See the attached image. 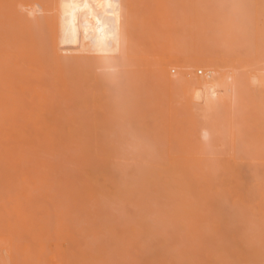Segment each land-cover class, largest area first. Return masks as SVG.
<instances>
[{
	"label": "bare ground",
	"instance_id": "bare-ground-1",
	"mask_svg": "<svg viewBox=\"0 0 264 264\" xmlns=\"http://www.w3.org/2000/svg\"><path fill=\"white\" fill-rule=\"evenodd\" d=\"M0 1L2 2L3 0H0ZM186 1H187V3H186L187 5L184 4L187 6V7L185 6L186 7L185 11H186V9L188 10V8H189V10L186 12L184 11V16H182V14H180L178 12H176L174 14V12L172 11L174 9V5H172L173 6L172 8L169 7L168 4L166 5V3L168 2L170 4L171 1L169 2L166 0H7L6 2L5 1L2 2V4L3 3L5 4V5L3 4L5 7H3V8L0 7V34L2 33L0 35V41L3 40L2 41L3 43L1 42L3 44V46H0V59H1L0 61L5 59V57L3 58L2 55L6 56L7 60L5 59L6 61L4 60V61L0 62V68L2 66L4 67L5 65H3V64L8 62L9 60H10V62H8L9 64L6 63V65H10V66H5L4 70H2L3 69V67H2L0 69V75L3 74L4 71H5V73H7L6 70H8V72H9V74L7 73V77H9L8 75H10L11 73L12 74L10 75L11 77L6 78L7 80H4L5 77H4V79L1 78L2 77V75H1L0 80L3 79V81H0V84L1 85H3V84L7 85V83H9L10 81L13 80V78L15 77V76H13V74L15 75L16 72H17V74L19 73L18 74L19 77L24 72L22 74V77H21L22 85L27 82L26 79L29 77V76L26 77V74L31 75L32 73H34L33 76L39 75L38 77H41L43 75H46V76L50 75V76H47L48 78L51 77L50 82H54L56 84V87L59 88V89L53 88L55 90V92L60 91L62 88V90L60 91L61 94L58 92L59 95L61 96L62 93L64 92L63 89L64 88L66 90L68 89L67 91L65 90L67 92L66 94L63 93V95L67 97L66 101H68L69 100L68 98H70V97H71L70 99H72L74 97H78L79 102H77V100H78L77 98H76L77 100L75 98L73 99V100H75V101H73V104L75 103L74 104L75 106L72 105L71 103H69V104H71V106H74L73 107L74 109H75V107L78 108V110L82 109V112L79 111V113L80 114L83 113L82 118H79V117L76 118V116L74 117V115H73V117L70 116L71 119L76 118L77 122L75 120H74V122H72L73 121V119H72L69 126L66 127V125H65L63 127L62 126L63 124H66L67 122H69V121L65 120L68 118L63 117L65 115H61L62 116V118H61L60 114H62V112L59 114V112L57 111V113L59 114V117H57V115L54 117L55 118L57 117L58 119L59 118L64 119L67 122H65L64 120L62 122L61 119H59V121L58 120L55 121L54 117H53L54 118L53 120L56 123H57V121L58 122L61 121L63 123L61 125V129L63 130V128H65L63 131L66 133H63V131L61 133V130H59L60 125L58 123L55 124L53 121H51V119H52L51 115H50V119H49V116L46 115L48 118H45V120L46 121L50 120V124H49V122L48 123L45 122L47 125L44 123L43 125H45V127H42L43 126L42 125L41 126L42 129L40 127L36 128L37 126H35L34 129L30 128V130L24 129V131H25L24 133L27 137H25V135H24V138H23L24 141H22V139L20 141V138H16V137H18L19 134L22 137L21 133H19V130L23 129L22 128L23 125H22L21 128L19 127L20 129L15 130V131H18L17 133L13 132L16 135V136L14 135L15 136L14 138L19 139V141L17 140V144L20 142L19 144L21 145V142H22V145L25 146V143H24L25 139L28 138L29 135L31 136L30 131L32 129L33 130L32 134H35V131H36V133L38 134V135L37 134L36 135L40 138L41 142L43 144H45L46 148L45 147L44 148L49 149L48 151H50V149H51V151H52L51 155L44 154L43 152H45L44 151L45 149H43V152H42V150L40 151L42 154L45 155V156L43 155L44 157H47V158H45L47 160H44V162L47 161V163L48 162L50 163L48 157L49 156H52V157L56 156L57 159H59V161H61V158H64L65 160H67L66 162L65 161H63V162H65L66 164L68 163V165H69V163L71 162L70 156L73 155L74 157L72 156L71 159L74 158V160L72 159V162L73 163L75 162L74 166H76V158L78 159V157H79L78 161L83 160V162H84L83 166L84 167L81 166L83 170H84V168L88 169L87 168L88 164L90 166H92L94 164V166L92 167V168H94L93 169L94 170L93 173H94V172H96L95 170H97L98 168L100 169L99 166H101V167L103 166L104 170L102 168V171H104V172H102L101 170L98 169V171H101L103 173V175H102V173L100 174L102 176H100L101 178L98 181H101V183H103L104 185L100 184V182H99V185L101 186L100 187L97 185L98 182H96L95 179H94L95 181H93V179H92V184L86 185V187H85L86 189L84 190V192L83 193L79 192L77 194L78 197L76 196V198H75V200H76V199H80V197H81V200H82V196H84L85 199H83V200L85 201V204H84L85 206L78 205L77 201L73 202V203H75V206H73L72 205L73 203H71L70 202L71 200H69L70 197H69V199L65 200L66 198L64 199V197H62L64 194V191L61 190V192H60V189H58L59 186H61V185H65L63 190L65 188H67V186H68V188L65 189L66 190L65 192L67 195H69L70 194L69 191H70V189H72L71 183H70V187H69V185H66L67 183H65V182H67L68 179L67 180L65 179L66 180L65 181L64 178H61L63 180L60 179L58 181V183H56L58 185L54 184V186H56L54 189L58 190V193H57V190L55 191V193L57 195L54 193V196L56 197V198H53L54 202H53L52 198H50L48 196L50 194L52 197H54L53 194L51 192L50 193L45 192L46 189L45 190L43 189V191L47 194L48 198H50L52 200L51 202L53 204V209L51 211L53 214L50 215L51 214L50 210L48 211V214H46L47 210L49 209V208H47L48 200L46 201V204H45V201H44V203L38 202L37 203L38 207L36 204H34L36 206H34V209L32 208L33 210L29 209L31 205L28 206L26 204L29 207L28 209L33 212V213L30 212V213H32V215H35L34 210L37 211V209H39L41 207L40 206L41 204L43 207L45 205L46 208L41 207V209L39 210L40 212H41V210L45 212V213L41 212L42 214L39 213V214H41V217L40 216L34 217V218L39 217L38 218L39 223H38V220L33 222V220H36V219L31 217L30 216L31 214H29V213H28L29 215L27 214L28 217L30 216L29 219H28V217L26 218L24 216L22 218V222H23V219L25 218V220H26V222L24 220L25 225H23L24 222L20 223L19 218H21V217L16 218V216L17 217L23 216V215H26V213H27V211H26V213H23L24 208H23V210H21L22 212L20 210H18V208L22 209L21 207H19L22 204V203H20V201L22 200L21 199L22 196H20V194H18L20 196V198H19L18 195H16L18 197L15 196L14 192H13L14 195L9 193V194H7L8 196L12 195L13 197L15 196L16 198L20 199L19 200L20 204L18 203V200L16 199L14 202L15 206L11 207V209L13 211L15 210L14 211L15 215L13 214L15 217L13 216L14 218H12L13 222H14V220L16 222V220L18 219L16 222L17 226H15V227L13 226V222L9 221L11 219L10 218L8 220V222H10L12 225H10V227H9L8 224H10V223H8L5 219V221L7 223L6 222L4 223L2 221L4 224L3 223H2V225L0 224V226L2 227V228L0 227V230L3 229L5 227V225L7 224L6 228L8 231H10L13 228L15 229V231L16 230L18 231V229L20 227L23 228L24 226L28 225L29 223L30 224L27 226L28 228L31 227L30 225H34L33 227H35V224L37 223V225L38 226L41 225L42 228L44 226V229H46V228L48 229L50 227V229L53 230V228H52L53 225L48 226L47 223L50 222L48 220L49 217L51 218V216L54 215L55 218L53 217L54 219H52V218L51 219L55 222L54 225H56V223H57V227L59 224V228L57 230L58 233L56 231L55 232L53 231L54 236H52V237L50 236V237L54 238L58 234V237H55V238L59 239V237H60L59 235L63 234L61 237H64L63 238L64 241L66 240V236L71 241V237H72L71 232L73 229H75V227H73V226L75 224L78 225L77 221H79L80 217L82 216L83 217L82 219L84 221H86L87 223H88V221H90L89 222L90 225L92 224L93 226L91 225L92 226L91 227V226H85L84 225L85 226V229H84V226H82V223H81V226L79 225V227L75 225L76 228H78L79 232L77 234H75L76 231L72 232V234L74 235L73 237H75V239L72 240L73 242L77 241L78 238L83 239L84 238L83 236L88 237L92 234L91 236L93 238H95L94 237V236H96L95 234H97L98 236H100V234H102V235L105 234L103 236L104 238L100 236L102 241L99 245L103 246L104 245L103 239L108 240L109 236H111L112 233H115V235L113 234L114 236H112L111 238H113V237L117 238V236H118V238L121 240L120 242L123 243L127 238L124 235L123 236L119 235L122 232H119V233L116 232V226L113 224L114 222H112V224H113L112 226H115V229H112L109 226L110 224L108 225L109 222L107 223L108 219L106 220V223L103 221V219L104 220L106 219L105 214H106L107 209L110 207L107 206L108 207L107 208L104 205L105 208L102 209V207H101L102 201L100 200V198L101 197H107L108 201H111L113 199L112 202H114V200L116 202V200H118L119 203L116 202L117 206H118V204H119V206H121V204L124 202L125 205L123 203V208H125V209H127V205L128 206H129V204L133 205L134 202H135V206H137L136 209L139 208L138 210H140L142 208V210H140L141 214L138 215L137 220H136L137 216L136 217L133 216V217H135V220L132 219V221H134V222L136 221V222L135 223L132 222L133 224H131L132 226L130 225L131 227H128L129 224H128V226H127V223L125 224L127 226L126 230H128L127 234L129 236H131V234L134 233V234H137L136 237L139 238L138 236L142 235L141 236L142 238L141 237L139 238L140 241H138V240L136 241V239H133L132 238L134 236V234H133L131 236V239L130 238L127 239V241L129 240L128 242H132V243L127 242V244H130V247L126 244V242L123 243V244L127 245L126 246L127 250H125L126 248L124 247L123 244H122L123 245L122 247L124 249H122V247L120 249L119 245H118V247L116 246L117 249L118 248L120 249V252L121 251L124 252V254H126L127 256L130 253L131 254L133 253L134 255L136 254L138 257H141L142 260L139 258L140 260L138 259V262L143 261V258L146 256H148L147 257L148 259L145 258L147 264L153 263L151 261V259H153V261L155 260L154 263H157V264H159L160 262L163 263L165 261H168V259H169V262H172V260L175 257V259L173 260L174 264L176 262H177V264H191V263H193V262H191L193 259H200L202 256L208 255V254L200 255V253L198 255V253H196V252H200L203 248L206 247L209 255L211 254V257L215 258L214 261H216L217 264L218 263L222 264L221 261L227 259L228 257L225 258V254L219 255V254H222L223 252H225L224 250L222 251L223 247H221V243H222V246H223V244L225 245V243H226V247L228 244V247H227L228 249H229L230 244L231 245L233 244L231 249L232 250L235 249V252L237 254L236 257L238 256V258H239V261H238V259L235 257V255L232 252H231V254L229 253L230 257L232 255L233 257H235L237 259V260H235L237 262L231 261V264H264V229H263L264 227L261 226V224L264 225V183H263L264 182V169L261 171L260 170L258 171L259 165L264 167V0H190V2L192 1V5H189L190 2L188 3V0H186ZM178 2H180V0ZM185 2H183V3H185ZM2 4L0 6H2ZM144 4H146L145 8L148 9L147 14L146 13L144 14L143 12L141 14V12H140L141 8L143 11L144 8L141 5H144ZM147 4H149L148 8H147ZM152 5L153 6L155 5V8H153ZM164 5L166 8H167V6L169 8H171L170 11H171L172 15L174 14L173 17L176 18L175 20L172 17V15H169L170 13L168 14L169 16H167V17H169V18L172 17V19H170V21H169V19L166 17V15H165L166 13L164 14V12H163V11H165L164 10L165 7H163ZM4 8H6V9H4ZM161 8H164V9H161ZM169 8H167V10H166L167 13L169 12ZM178 8H179V6H178ZM181 9H182V7H181ZM3 10L5 12H3ZM183 10H184V8H183ZM174 11H178V10H174ZM144 12H146V10H144ZM160 12H162V13H160ZM162 14H164L165 16ZM176 14L177 15L180 14L179 15L180 17L177 18ZM148 15H149V17H147ZM140 17H142V18H140ZM6 18H7V20H6ZM179 18H180V21H178ZM140 19L144 20V21L141 22ZM147 19L149 22H148V27L146 28L147 25H144V24H147V21H146ZM164 19H168V20H166V22H165ZM176 20L178 22L176 24H174ZM7 21H8V23H7L8 27L6 26V23H5ZM158 21H161V23L164 25V28H163L164 30H165V28L168 29V27H166L165 25L168 26L169 25L168 23H171V24L173 23L174 27H173V25H171L172 28L170 31V33L172 35L181 34L179 36L184 37V38H187L186 36H190L194 39L197 38L200 45L201 44L203 45L206 42V44H208L211 49L213 48V46L218 48V49L215 48L216 49L215 53H217V56H215L214 58L211 57L212 55L210 56L209 50L207 51L205 49L207 46L204 45V47H205L204 49L201 48V49L193 50V52H191V54H193V55L188 54L189 55L188 56L186 54L187 55L186 58H182V56H184V55L182 54V56H180L179 53H177V51L179 52V50L177 48L175 49L177 51H175L173 49L174 46L176 45L175 44L176 41L171 42V40L173 41V39L176 37L172 36L173 38H170V42H171L170 45H172L174 43V46H169L170 48L168 47V48H164L162 50L160 49L161 51L159 50V47H158V50L160 52L157 51L158 53H156V57L153 58L154 60L149 61L150 63L146 62L148 64L144 63L145 62V56H143L142 51L139 50V47L141 46L142 43L140 42L139 37L137 36L138 31L143 32L142 30L145 28H146V30L150 29L149 32H147L148 30L147 31L144 30V32H146V34L150 35V42H149V43H151L150 47L155 46L154 43L160 44L159 42H161L162 40L159 42L156 40V42H155V39H157L156 36H159V37H160V35L164 36L162 34L164 32L161 33L160 27L162 29L163 25ZM172 21H174V22H172ZM139 22H140V25L143 23V25H142V26H144L143 29H142V27L138 28L137 25H139L138 24ZM144 22H146V23H144ZM156 23H158V24H156ZM159 24H161L162 26ZM9 26H11V27L9 28ZM158 26H160V27H158ZM1 29H3V31H1ZM9 29H11L10 32H9ZM42 31H44V33ZM8 32L10 34L6 35L5 33L8 34ZM36 33H42V34H38V35L40 36V40H42V38H44V39L42 41L38 40L39 36L36 35ZM4 35H6V36H4ZM43 35H45V36H43ZM5 37L9 38L6 40V42H4L6 39ZM147 37H149V36H147ZM164 37H167V36H164ZM179 38H178V40H179ZM36 40H38V41H36ZM187 41L185 42L186 45H187V43H189V40H187ZM45 42H46V44H45ZM138 42H140L139 43L140 45H138ZM179 43L180 42L178 41L177 44H179ZM190 43H192V42H190ZM43 45H44V47H43ZM137 45L139 46L138 48H137ZM40 46H42V48ZM165 46H168V44H166ZM192 46H193V44H192ZM3 47H4V49H3ZM11 47L12 48L14 47L15 49H12ZM144 48L147 49V47H144ZM7 49H8V51H7ZM145 49H142V50L144 51ZM207 49H208V47H207ZM148 50H150V49H148ZM203 50H205V51H203ZM182 51H183V49H182ZM213 51H212V53H213ZM13 52H15V53H13ZM147 52H149V54H150V51H144V53H146V54H147ZM207 52H208V54H207ZM215 53H214V55H215ZM29 54H32V55H29ZM148 55H146L148 57V58H146L147 61L149 60ZM15 58L16 59L21 58V61H18L17 63L20 62L21 65L23 64L24 67L26 66L28 69L26 70V69L22 68L23 69V71H22L21 68H20L21 69L20 70L16 66L12 65V67H11V63H12L11 60H14ZM30 58H32V59H30ZM24 59H26L27 62L29 60L30 61V62H28L29 64L28 63H26V64L22 63V61ZM143 60H144V62H142L143 63L142 64L141 61H143ZM14 61H16V60H14ZM26 61L24 60V62H26ZM30 64L32 66H36V65L37 66L33 67L31 69ZM43 64H46V66H43ZM141 64H142V66L145 64L146 67H148V66L150 67L151 75L154 76V80H156L158 82V84L161 86L163 91H167L168 93L170 92L172 94H176V96L179 97L180 100H182V102H184V109H185L184 111L189 116L186 118V120H187L186 123H188V127L186 130V133H184V134H186L185 142L187 145L191 144L193 141L195 143V141L197 140L196 139L197 137H195V131H196V129H199L200 136L204 140V142H203L204 146H202V144H200V143L199 144L197 143L199 146H196V144H195V146L199 147L198 149L196 148L200 152V153L197 152V155L201 154V156H197L196 154H192L190 156V154L187 152V151H191V149L189 150V146L187 147V151H185V153L187 152V154H188L187 156L186 155H181V156L172 155L174 153V151L172 154H170L169 151H165L166 153H158V151H160V149L158 151H154V155L152 154L153 152L152 153L149 152V153L145 154L146 148L144 147V145L148 146V147H149V145L146 143L145 144L143 143V142H145V140L142 139L143 137H141V140L139 141L138 140L139 136L138 137L133 136L131 134L132 132L130 131L131 128H129V127H126V128H127V130L129 129V132H131V133L128 132L129 135H127L128 133L126 135H127V138L130 135H132V137H130L131 139L129 142L130 143L129 146H131L132 148L127 147L128 144L127 145L125 144V143H127L126 139L122 140V141H125L123 143L125 145V146L123 145L124 147L123 146L121 147L120 144L117 145L116 140H113V143L111 142L112 145L109 144L110 139H111V137H110L111 135L114 136V138H115V136L117 134L118 135L116 137H118L121 133H125V131H127V130H125V128H123L121 126L123 128L122 130L124 132L121 131V133L116 134L114 129H116L115 127H117V126H119L118 128L120 129L119 123H122V120L125 119L123 113L125 111H126V113H128V109H130V108H126V110H123V109H125L124 104L126 103V101H128L125 96H127L128 98H130L131 96H135V94L137 93V87L139 85L143 88V85H142L143 83H141V81H143L144 79L142 77L143 74H141L142 69L139 68V67H142ZM150 64H152V65H150ZM21 65L19 67H21ZM196 65L207 69L206 71L204 70V72H206V73L203 72L204 77L201 76V77L197 78V77H194L191 75L190 69H192ZM168 66H177V67L182 68V69L180 70L179 74L176 75L175 78H170L165 73V71H166L165 69ZM6 67H9L10 69L9 68L7 69ZM44 67H46V70H43ZM146 67H144V68L146 69ZM12 68H14V69H12ZM37 68H38V70H37ZM15 70H16V72H15ZM29 70H31V71L33 70V72H31V74H30ZM41 70H42V73H41ZM34 71H37L36 72L37 75H35ZM47 71H50V72H48V74H47L46 73ZM149 71H148V74L150 76ZM5 73H4V75H5ZM144 75H145V78H146V76H148L146 74H144ZM151 77L152 76H150V78ZM32 78L33 77H31V79ZM8 79H10V80H8ZM34 80H35V82L38 81L36 78L33 79V81ZM44 80H42L43 82L41 80H39L41 82L39 83V81H38L36 83L41 86V84H45L44 82L46 80L45 81ZM7 81H9V82H7ZM12 82H14V81H12ZM12 82H10V83H12ZM32 83H34V82H32ZM46 84H45V86H48V82ZM17 85L19 86V82L17 83ZM10 87H11V89H13V91H15L14 86L12 87L10 85ZM25 87H26V85H25ZM41 87H39L40 90L43 88V87L42 88ZM48 87H45V88H48ZM50 87L52 88V86H50ZM141 87H139V88H141ZM7 88L8 87H6V89ZM144 88H146V87H144ZM8 89H10V88H8ZM78 89L80 90V92H78ZM3 90H5V88H3ZM19 90H16V91L20 94L21 92H19ZM22 90L24 91V89H22ZM35 90H36V88H35ZM40 90H39V93H41ZM0 91H1V93L3 92L2 89ZM6 91H8V90H6ZM11 91H9V92H11ZM28 91H31V90H28ZM36 92H38V88H37ZM46 92L45 93L43 92L45 94V97L48 96V95H46ZM53 92L51 94H53ZM55 92H54V94H55ZM72 92L74 95L72 94ZM1 93H0V110H1L0 113L2 114L4 112V115L7 114L5 117H9V114H8L9 112H7V111H11L10 115H12V117H13V115H15V113L17 115L22 110V109L21 110L18 109V111H19L18 113H17V110L15 111V108L17 109V108L21 107V105L18 107L16 106L18 104V103H16V102H18V100L12 99V100L7 101L6 99L9 97H5L6 93H4L5 94L4 97L6 98V99H4V97L2 96L3 93H2V95H1ZM43 93L41 94L42 95L41 98L43 97V99H44L45 97L43 96L44 95ZM58 93H56V95H58ZM10 94H8V95H10ZM13 94H11V95H13ZM24 94H25V92H24ZM54 94L52 97H54ZM69 94H71V96H69ZM35 95H37V96H33V97H37V99L40 96V94H38V93ZM77 95H79V96H77ZM15 97H19V95L15 96ZM15 97H12V98H15ZM52 97H51V99H52ZM89 97L90 98L92 97V102H93V100H94V102L96 101L95 104H93V107H92V104H89L90 105L89 107L90 108L92 107V109L90 111L91 114L89 113V110H88L89 107L87 106V99ZM27 98H29V97L27 96ZM30 98H32V97H30ZM62 98L65 99V97H62ZM93 98H95L96 100ZM156 98H157V96H156ZM15 100H16V102H15ZM47 100L49 101L50 99L46 98V100H43V101L47 102ZM20 101H21V98H20ZM27 101H29V99ZM175 101H176V99H175ZM56 102L57 101H55L54 104ZM61 102H59V103L62 105ZM65 102H64V105H65ZM101 102L102 103L104 102L102 106H101ZM59 103L57 104V106L55 104L56 107H54L52 104H50L52 106V109H51V107L50 108L47 107V108L51 109L52 113H55L54 112L55 110H53V108H55L57 110L59 108V106H58ZM79 103L81 105L80 107L77 106ZM129 103H131V102H129ZM41 104L43 105L44 103H41ZM45 105L48 106L49 103L44 104L43 107H46ZM31 106H34V105H31ZM103 106L106 109L107 113H104L103 111H99V109ZM68 107H66V108H68ZM41 109H42V107H41ZM49 109L45 110L46 111L45 113H47V111H50ZM64 110H66V109H64ZM78 110H77V112H78ZM13 111H15V112H13ZM114 111L115 112L116 111H118V112L122 111L121 114H123V115H121L120 112H119V114L121 116L118 113H116V114H118L119 116L114 115V113H115ZM37 112H38V109H37ZM45 113H43L44 114L43 117L45 116ZM79 113H78V115H79ZM21 114L25 116V113H21ZM34 114H35V111H34ZM16 115L14 116L15 118H16ZM39 115H40V113H39ZM0 116H1V119H3L2 117H4V116H2V115H0ZM40 116L38 119H40ZM129 116H130V114H129ZM18 117H20V116L18 115ZM34 117H35V115H34ZM9 118H11V116ZM101 118L103 120H106V121H103V125L109 119V121L107 122L108 124L106 123L105 125L111 124L110 125L111 127L108 129H105L106 127L105 128L102 127L101 126L102 124L100 123V121H102ZM78 119H82V120H78ZM88 119L91 120V123H89ZM42 120H43V122L45 121L44 119H42ZM37 121L38 122H36V123H41L40 120H37ZM127 121L129 122V120H127ZM127 121H126V123H127ZM11 122H13V121H11ZM28 122H29L28 124H30V122L32 123V121H28ZM51 122H52V124L54 123L53 125H55V127H56V125L57 126L59 125L57 129L60 132L57 131V129H54V130L51 129V128H53L52 127L53 125L51 124ZM178 122H179V120H178ZM1 123H2V121H0V124ZM9 123H6V124H9ZM25 123H27L26 120H25ZM36 123H34V125ZM15 125H17V124H15ZM49 125H52V126L50 127ZM183 125H184V123L182 124V126ZM19 126H21V125H19ZM31 127H32V125H31ZM37 129H38V131H37ZM39 130H41V131H39ZM44 130H45V132H44ZM22 131L23 130H21L20 132H22ZM27 132H29V134ZM97 132L99 133V137H97ZM155 134H156V132H155ZM169 134L171 135L172 133L169 132ZM0 135H2V134H0ZM123 136L125 138V134ZM172 137H173V135H172ZM1 139H4V138H0V141H1ZM99 139L101 142H99ZM133 139H136L137 141H139V144L136 140H133ZM29 140H30V142L32 141L31 143H33V144L36 143L34 141V139H32L31 137H30V139L28 138L27 141H29ZM174 140L176 141V138ZM111 141H112V139H111ZM172 142H170V143L173 144ZM67 143L71 144L70 148H69V144L67 145ZM115 143H116V145H114ZM131 143H133V144L131 145ZM141 143H143L144 145L143 144H142L143 146L140 145ZM177 143H179V142L177 141ZM194 143H192V144H194ZM216 143H218V145ZM50 144L52 146L54 145L53 149L50 146ZM58 144H63V145L66 144L67 145V147L65 149L64 148L61 149V155H60V148L57 147ZM181 144H182V142H181ZM26 145L29 146L28 144H26ZM183 145L184 144L178 145V146H183ZM216 145L219 146L218 149H220L221 152L227 151V154H229V157L225 156L226 160L224 159L225 161H223V162L219 158H217L214 153H213L214 156L213 155L209 156L211 154H209V152L207 153L208 150L204 149L205 146H208L210 148L211 146H216ZM9 146H10V144H9ZM9 146H7V149ZM40 146H41V144H40ZM169 146H170V144H169ZM191 146H194V145H191ZM3 148H1V150ZM55 148H57V149L54 150ZM149 148H151V147H149ZM68 149L71 151H69ZM9 150L10 149H8V151ZM57 150H59V151H57ZM63 150L68 151V153L63 151ZM77 150H78V152H77ZM152 150H154V149H152ZM202 150H203V152H202ZM205 151H206V153H205ZM40 152L38 153L39 157L38 156L37 157L41 160L42 158H40ZM46 152H47V150H46ZM70 152H71V155H70ZM16 153H19V152H16ZM20 153H22V152H20ZM66 153H67V156H65ZM180 153L182 154V152H180ZM195 153H196V151H195ZM3 154L4 153H2V152L0 154V161L2 159L1 162H3L4 157L6 158V156H5L6 153L4 154V156H3ZM54 154H56V155H54ZM76 154L79 156H77ZM158 154H160V156ZM164 154H165V157H164ZM216 154H218V152ZM68 155H69V158H68L69 160L66 159L68 157ZM144 155L150 156V157L145 158ZM127 156H129L128 159L133 158V159H131V161L134 162V163L131 162L132 165H130L131 163L127 159ZM81 157H84V158H81ZM19 158H21V157H19ZM92 158H93V161H92V163H90L91 162L90 160H92ZM94 158L97 159L98 161L94 160ZM31 159H32V161L34 160V162L36 161L34 158H31ZM57 159L55 161L54 158H52V163L54 160V164L56 163L55 164L56 167L59 164V162H57L58 161ZM9 160H10V158H9ZM12 160H15V158L14 159L12 158ZM243 160H245V161L242 162ZM4 161H5V159H4ZM21 161L24 164L25 158ZM41 161H40V163L42 164L43 160H41ZM34 162H32V163L29 162V163H30V165L31 164L33 165V164H35ZM79 162L81 163L82 161H79ZM36 163H39V161H37ZM85 163H87V164H85ZM3 164H4V162H3ZM39 164H35L37 166H32V168L34 170L36 168L38 170L40 169L39 170L40 173L38 172L37 174H35L34 170L32 169L33 170L32 171V177L35 178L38 175L37 176L39 179L38 181L40 182V184L42 183L41 185L46 184V182H47V185H49L48 181H46V182L44 181L45 176L43 174H45V173L43 171L41 172L42 167L38 168ZM1 165H2V163H1ZM125 165H128V166L130 165L129 166L130 168L126 167V168H128V169H126ZM61 166H62L61 169L59 168L60 171L64 168L62 164H61ZM68 167H71V165H69ZM1 168L3 169L4 167L2 166ZM1 168H0V170H1ZM45 169H47V168H45ZM73 170H75L76 173L78 172L77 169H72L71 171H73ZM91 170L92 169H90L89 171H91ZM5 171L7 172V169ZM5 171H3V172L5 173ZM50 171L52 172V169H50ZM3 172H1V173H3ZM64 172H65L64 170H63V173H62V171H61V173L58 172V175L64 174L63 177H65L66 172L65 173ZM11 173H12V171H11ZM41 173H43L42 174L43 176L40 179ZM47 173H49V172H47ZM223 173L224 174L226 173V174L224 175ZM7 174H6V176L9 175V174L8 175ZM69 174L70 173H68V175ZM47 175H49V174H47ZM72 175L73 174H71V177H72ZM74 175H73V178L74 177L78 178L79 186H80V182L82 184H84L83 182H85V181H83V182L79 181L78 176H80V175H78V174H77V176H74ZM91 175H92V177H94L97 174L96 175L91 174ZM128 175H129V178H128ZM54 176H55V174L52 176V179L56 177V176L55 177ZM83 176L86 178V175H83ZM226 176L229 178H231V177L236 178L235 182L230 181L231 185L232 186L234 185L233 187L231 186L232 189H235L234 190V198H233V196H231V199L232 198L233 199L230 202V204H226V200H228L227 198H229L228 195L230 193L229 194L226 193V195H227L226 196L225 193H223L224 190L222 189L223 188L222 182L224 181L225 178L227 179ZM43 177H44V179H43ZM81 177L82 176H80V178ZM189 177H190L189 180L193 181L194 183L186 181V179ZM121 178L129 179V180H127L128 181L127 184H126V180L124 181V179H121ZM130 178L131 179L133 178V179L131 180ZM135 178H137V179H135ZM211 178H213V179H211ZM50 179H49V183H50ZM138 179L140 181H138ZM162 179H165V180L168 179L169 181L168 182L162 181ZM216 179L219 180L218 181L219 184L217 183ZM34 180H36V179H34ZM85 180L87 182V180H90V179L86 178ZM133 180H137L138 183H140V182L141 183L138 184L139 186H137L136 185L137 181H135L136 184L134 186L135 182H133ZM228 180L229 179H227V181ZM220 181H221V184H220ZM94 182L96 183V185ZM123 182H125V183H123ZM132 182H133V185H132ZM250 182H256L257 185L253 186ZM106 183H108L109 186ZM129 183L131 186H129ZM153 183L157 187L154 186L155 189L151 190L152 188H154L152 186V185H154ZM165 183H166V185L164 186ZM209 183L212 186L209 185ZM74 184H75V186L77 185L76 183H74ZM105 184H106V186H108V189H107V187L104 188ZM203 184H204V186H202ZM249 184L252 185L251 188H254V190H255L254 194L249 193V192H251L250 191L251 188L249 187L250 186ZM228 185H229L228 188H231L229 182H228ZM75 186H73V188ZM132 186L134 187V189ZM136 186H137V188H135ZM167 186L170 190L173 191V192H171V193H173L172 195H171L169 189H167V191H169V192H166V190H163V188L167 187ZM220 186H221V188H220ZM35 187H38V186H35ZM128 187H131V188H128ZM204 187L207 188L206 191H205ZM212 187H213V190L211 189ZM20 188L22 189V187H20ZM148 188H150V189H148ZM158 188H159V191L157 190ZM202 188H204V190ZM35 189H38V188H35ZM18 190H17V192H18ZM26 190L29 192V188H25V190L23 192L27 193V192H25ZM76 190L77 189L74 188L72 191L75 192ZM155 190H157V192L160 195L157 194V192ZM20 191H22V190H20ZM79 191H81V190H79ZM211 191H213V192H211ZM15 192H16V189H15ZM225 192H227V191H225ZM131 194H133V196ZM248 194H250L251 196L252 195L256 196V198L259 200V203L257 205V211H254V209H251V207L254 208V206H253V204L251 206V204L248 203V201L251 202L252 200H255V199L253 198V196L252 197L250 196L253 199L248 200V197H249ZM0 195L2 196L4 194L2 193ZM75 195H74V197H75ZM142 195H143V198L141 197ZM144 195H145V197L147 195H149L146 198V199H148V198L149 199L145 200ZM5 196L4 197L2 196V197L5 198ZM47 196H46V198H47ZM69 196H71V195H69ZM134 196H136L139 199L137 200ZM13 197L11 198L12 203H13V199H14ZM74 197H73V199H74ZM131 197H133V198H131ZM157 197H159V198L161 197V199H159V198L156 199ZM242 197H244V198H242ZM57 198L58 199L61 198V199H59V200H61L60 201L61 203H57V202H59V200H57ZM162 198H165V199H162ZM188 198H190L191 201ZM55 199L57 202H55ZM62 199H64V200H62ZM195 199H196V201H195ZM133 200H135V201H133ZM143 200L147 201V202L143 203ZM162 200H163V202H162ZM197 200H199V201L197 202ZM206 200H208V202L210 201L209 205H211V207L210 208L207 207L208 211H207L206 207L205 208L201 207V209L202 208L205 209L202 211L203 212L204 211L209 212L210 214L202 215L203 212L200 209V205H202L201 204L202 201H203V204H204V202L206 204ZM16 201H17V203H16ZM78 201H80V200H78ZM90 201H92L91 204L93 205L95 210L99 209L97 211V214L98 215L102 214L101 216L104 215V218L101 219L100 222L99 221L96 222V220H94L96 218H93V220H92L93 214H89L90 210L94 209L91 207L87 208V206H90V205H87L90 203ZM94 201H96V202H94ZM150 201H152L153 203L155 202L158 205L153 204ZM188 201H190V202H188ZM200 201H201V203H200ZM103 202H105V200ZM148 202H149V204H148ZM169 202H171V203H169ZM0 203H4V204H2L4 206L6 205L5 202H0ZM54 203H56V204L54 205ZM150 203L153 204L152 205V207H154L153 209H152ZM52 204H51V207H52ZM59 204L62 207H60ZM68 204L70 205V207L72 205V207L70 208L71 210H69ZM112 204L113 203H110V206ZM141 204H142V206H141ZM160 204H162V205H160ZM249 204H250V206H249ZM169 205H171V206H169ZM206 205H208V203ZM7 206L4 207V208H6V210L9 209V207H7ZM9 206H10V204H9ZM48 206H49V204H48ZM97 206H98V208H97ZM119 206H118V208L121 209L122 206L121 207H119ZM149 206H150V208H149ZM155 206L159 210H157V212H155L156 215H155V213L150 215V213H151L150 210L156 211ZM226 206L228 207L227 209H226ZM0 207H1V204H0ZM36 207H37V209H35ZM83 207H85L86 210ZM168 207H170V208H168ZM173 207H175V208H173ZM66 208L69 210V213H67L68 210H66ZM73 208H75V209L73 210ZM89 208H91V209H89ZM163 208H164V210H163ZM197 208L200 209L199 211L202 213H199ZM44 209L45 210L47 209V210L45 211ZM54 209L56 212L54 211ZM113 209L114 210L116 209V213H117V211H120V209L117 210V208H114V207H113ZM250 209L253 210L254 212L251 211ZM87 210H89V211H87ZM162 210H163V212H162ZM166 210H169V211H166ZM13 211H12V213H13ZM19 211L22 214L17 213ZM122 211H125V210H122ZM122 211H121V213H122ZM128 211H130V209H128ZM128 211H126V212L129 213V217H130L132 212L133 213H134V211L137 212L136 210H134V211L131 210L130 212H128ZM170 211L172 212V214ZM197 211H198V213H197ZM2 212H4V211H2ZM60 212H61V214H60ZM77 212H80V214L78 215L79 217L76 214ZM81 212L84 213L85 217L82 215ZM126 212H124V213L126 214ZM164 212H166V213H164ZM169 212H170V214H168ZM37 213H38V211H37ZM121 213H119V214L117 213V215H120ZM3 214H5V213H3ZM64 214H66V216ZM73 214L76 215V217H75L76 221H71V220H74V218L72 219L70 217V216H74ZM198 214H200V215H198ZM1 215H2V213L0 214V216ZM67 215H68V218L69 217L70 218L68 220H64V218L67 217ZM87 215H88V217H86ZM147 215H148V217H146ZM154 215L157 216V218L161 215H164V216H162V217H164V219H162V217H161V219L159 220V219L155 218ZM89 216H92V217H89ZM123 216H124V214L122 213V218H123ZM198 216H200V217H198ZM255 216H257V218H255ZM3 217H5V216H2V218ZM94 217H96V216H94ZM106 217H108V214L106 215ZM127 217L124 218L125 221H127L126 220ZM140 217H142V218L144 217V219H142ZM150 217L154 218V222H152L153 220L150 221V223L152 225L148 222L149 219H147ZM87 218L89 219L88 221L86 220ZM110 218H111V216H110ZM131 218L132 217H130L129 221H131ZM166 218L167 219L169 218V219L166 220ZM203 218L205 220H203ZM27 219L29 220L28 223H27ZM170 219H173V220H170ZM40 220L43 221V224L40 222ZM59 220H60V222H59ZM69 220L72 222V224L70 223L71 225L70 224L67 225L68 226V228H67V226L65 224H63V222L69 221ZM91 220L93 223L91 222ZM119 220L122 221L121 218ZM157 220H159V222L161 223L160 225H162V224H163L162 226L165 225L164 228H166V231L169 232V233L168 232L166 233V236H165V234H162L161 235L162 238L157 237L160 235H156V234H160L159 231H161V230H158L159 229L158 228L159 222L156 223ZM162 220H166V223H163ZM176 221H179V222H176ZM115 222H116V220H115ZM117 222H119V221H117ZM123 222H124V220H123ZM168 222L170 224H172V226H171L172 230L169 229L170 224H168ZM198 222L203 224V226L200 225V223H198ZM16 223H15V225H16ZM51 223H53V222L51 221ZM89 223H88V225H89ZM95 223H98L97 225L100 224V226L102 225L104 227V229H106V227H107L106 233H104V234L102 233V228L100 226L94 227ZM140 223H141V225H140ZM146 223H148V224H146ZM153 223H155V225ZM179 223H180V225H179ZM20 224H22L23 226L22 225L20 226ZM135 224H139V226H137ZM173 224H174V227H173ZM3 225H4V227H3ZM153 225L157 228V231H156V228L153 227V231L151 232V228H152L151 226H153ZM193 225H195V226H193ZM46 226H48V227H46ZM62 226L64 228H62ZM71 226L73 229L71 228ZM133 226L138 227V228H136L137 230H135V229L132 230ZM200 226L204 227V228L202 229ZM57 227H56V229H57ZM88 227H89V230H87ZM97 227H98V229L95 230ZM184 227H186V230H183V229H185ZM189 227H191V228H189ZM70 228H71V230H70ZM99 228L101 229V231H98ZM174 228L178 229V231L180 230V233L177 231V233H178L177 234L175 232L176 230ZM192 228H194L195 230ZM118 229L119 228H117V231H118ZM140 229H143V231ZM86 230L88 233L87 235L84 234ZM110 230H112V231H110ZM122 230H124V229H122ZM181 230L186 231V233H184V232L181 233ZM17 231L15 232V233H17L16 237L18 236V233H19ZM25 231H24V233H25ZM95 231H97L99 233H97ZM129 231H131V232H129ZM208 231L209 232L211 231L212 233L211 232L209 233ZM213 231H214V234H213ZM5 232H7V231H5ZM12 232H14V230ZM44 232L47 233V235L46 234H44V235L49 237L48 232L47 231H44ZM80 232H82V233H80ZM7 233H10V232H7ZM24 233H23V236L27 237L28 234H26V236H25ZM30 233H32V232H30ZM39 233H38V235H39ZM79 233L81 235L78 236ZM108 233H110V234H108ZM150 233L153 234V236H151ZM192 233H194L195 236L197 235V237L194 238L195 236ZM4 234H6V233H4ZM10 234H12V233H10ZM10 234H7V235H10ZM116 234H118V235H116ZM167 234H170L172 237H170ZM182 234H184V235H182ZM209 234H210V237H209ZM0 235L2 236V234H0ZM12 235L15 236V234H12ZM12 235H10L7 238L8 241H9L10 237H12ZM33 235H29L28 236L29 238L27 237L26 240L30 239V238L32 239V237L36 236V235H34V236ZM75 235H77V236H75ZM214 235H216L218 238H214ZM1 236H0V238H1ZM19 236H20V238L22 237L21 235H19ZM46 236H45V238H48ZM168 236L170 238H168ZM183 236H187L188 238L185 237V238H187V240H185V238ZM24 237H23V240H25ZM76 237H77V239H76ZM120 237H122V238H120ZM147 237H148V239H150V241H148ZM154 237H156V238H154ZM179 237H181V238L178 239ZM212 237L214 240H216V242L212 241L213 239L211 240ZM182 238H184V241L180 242L181 240H183ZM223 238H226L228 243ZM31 239H30V241H31ZM36 239L37 238H35V241L37 242L38 240H36ZM63 239L61 238L62 241H63ZM89 239H91V238H89ZM89 239H86V237H85L84 240H86L87 243L84 242L83 243V245L85 244L84 246L87 245L88 247H90V246H92L93 241L97 240V238H96L93 241H91L92 243H90V242H88ZM141 239H143V240H141ZM194 239L196 240L197 244H198V242L202 243V245L204 244L203 248L201 247L200 243L198 244L200 246L198 249L201 248L200 251H198L196 248V247H198L197 244H195L196 247L190 246V244H192V245L194 244L193 243ZM199 239L201 241H199ZM228 239H229V241L231 240L230 243H229ZM20 240H22V238ZM42 240L43 239H41V240L39 239V241H38L40 246H41L40 241H42ZM56 240H54V241H56ZM69 240H66V241L68 242ZM115 240H118V239H115ZM195 240H194V242H195ZM203 240L204 241L207 240L208 244H206V242L205 243L202 242ZM210 240H211V242H210ZM221 240H222V242H221ZM57 241H59V243L61 242L60 239ZM142 241H144L146 244V247L144 246L145 248L143 247L142 243H144V242H142ZM151 241H154V242H152V245L150 244L151 246H149V243ZM188 241H190V242H188ZM172 242L174 243L173 245H171ZM209 242L212 244L210 245ZM16 243H19V242L17 241ZM16 243L13 242L14 245ZM30 243H33V242H30ZM30 243H28V245H30ZM69 243L70 242H68L67 244H69ZM75 243L77 245L76 248L77 247L79 248L80 246H82V245H80L81 243L79 244V240ZM94 243H95V241H94ZM110 243H111V241H110ZM135 243L137 246H139V248H140L141 244H142L141 248H144L145 250L147 248H149L147 251H150V252H151V249L153 251L155 249H158L159 253L157 252V250H155L158 254L153 255L152 254L153 251L150 253V252H145L144 250L143 251L141 250L142 252L147 253V255L143 253L145 256L143 255L144 257L142 258V256L140 254H138V252H136V251L133 252V250L130 251L131 249H133L132 245H135ZM157 243H160V244L158 245ZM179 243H180V245H179ZM181 243H183V244L185 243V244L183 245ZM13 244L11 242L10 245L13 246ZM25 244H27V242ZM42 244H44V243H42ZM53 244H55V243H53ZM22 245H23V243H22ZM69 245H72V244H69ZM74 245L75 244L73 243V246ZM99 245H96V246L94 245V246H95V248L96 247L99 248ZM160 245H163L162 249H161ZM170 245H171V247H170ZM177 245H178V247H177ZM7 246H8V244H7ZM18 246H20V245H18ZM21 246L18 249L15 248L16 245H15V247L14 246L13 247H14V249H17V250H15L17 252L18 251L24 252V249H28L30 247V246H28V248H25V246L23 245V247H24V248L22 247L23 250H19V249H21ZM87 246L84 248V250H86V252L91 254L92 252H90V250H92V249L94 250V248H92V249L87 248ZM94 246H92V247H94ZM147 246H149V247H147ZM168 246L170 247V249L168 248ZM173 246L176 249V251H175V249H173ZM180 246H182V247H180ZM186 246L188 249L186 248ZM8 247L5 249L6 250L9 249ZM104 247H107L106 244L104 245ZM158 247H160V248H158ZM165 247H167V248H165ZM183 247L185 250H183ZM214 247H216V248H214ZM233 247H235V248L233 249ZM66 248L67 247L65 246L64 249H66ZM139 248H137V251ZM190 248H191V250H189ZM212 248H213V251H212ZM103 249L104 248H102V250ZM107 249H108V247H107ZM172 249H173V251H171ZM228 249H226V250H228ZM70 250L71 249L69 248V251H68V248H67L68 252H70ZM87 250H89V251H87ZM114 250H116V249H114ZM209 250H210V252H209ZM15 251H13V253ZM76 251H78V250H75L74 252H76ZM82 251H83V247H82V250L80 252H82ZM98 251H97V254H98L97 257L98 258L102 257V255H104L106 252V250H105V252L103 250L102 252H104V253L102 254V253H100L101 252L100 249H98ZM116 251H111L110 253H113ZM160 251H163L164 254L160 255V254H162V252H160ZM228 251L230 252V250H228ZM228 251L226 253H228ZM7 252H9V251H7ZM39 252H42V251H39ZM142 252H140V253H142ZM176 252H178V253H176ZM28 253H29V251H28ZM30 253L32 254V252H30ZM34 253H36V252H34ZM191 253H193L192 254L193 256L191 255ZM195 253H196V255H195ZM203 253H201V254H203ZM69 254H71V253H69ZM183 254H187V255H183ZM28 255L27 256L25 255V257H28ZM34 255L32 254V256H34ZM92 255H93V256H91L92 258H90L88 255H84V257H86V258H82V259L88 260L90 258L91 260L89 259L88 263L91 264L90 262H92V264H93V262L97 261L98 258L95 257V254H92ZM118 255H119V253H118ZM152 255L155 257L153 258ZM158 255H160V256H158ZM181 255H183V256H181ZM14 256L15 255H13V257ZM80 256H82V255H80ZM105 256H107V255H105ZM176 256H178V257H176ZM217 256H219L220 259ZM222 256L225 259L222 260V258H223ZM38 257H39V255H38ZM87 257H89V258L87 259ZM138 257H133V258L136 260ZM166 257H167V260H165ZM172 257H173V259L171 260ZM184 257H186V258H184ZM156 258H158V259H156ZM204 258H203V260H204ZM9 259L11 261V258H9ZM70 259L74 260V257L70 258ZM77 259L75 261H77V263H78V261H80L81 258L78 260ZM123 259L122 260L120 259L123 264L131 263V262H128L129 260L125 261V259H124V261H125V263H124ZM109 260H112L111 257H109ZM120 260H117L118 262H116V263H119ZM201 260L202 259H200L199 261L197 260V263L196 262H194V263L199 264L198 262H200ZM218 260H220V262H218ZM231 260H232V258H231ZM5 261H7V260H5ZM100 261L101 260H99V262L98 261L94 262V264H99ZM182 261H184L185 263ZM71 262H73V261H69L70 264H71ZM102 262H103V260H102ZM102 262H101V264L105 263V262H103V263ZM228 262L229 261H227L226 263H228ZM86 263L87 262H85V263L79 262L78 264H86ZM142 263H144V261ZM119 264H121V263H119ZM131 264H133V263H131ZM168 264H171V263H168ZM209 264H215V263L210 262ZM223 264H224V262H223Z\"/></svg>",
	"mask_w": 264,
	"mask_h": 264
},
{
	"label": "rangeland",
	"instance_id": "rangeland-1",
	"mask_svg": "<svg viewBox=\"0 0 264 264\" xmlns=\"http://www.w3.org/2000/svg\"><path fill=\"white\" fill-rule=\"evenodd\" d=\"M4 1L6 2L7 0H3L2 2H4ZM166 1H169V2L171 1L170 4H169L168 2L166 3V5L168 4L169 7L172 8V7H173L172 5H174V9L172 10V11L174 12V14H175L176 12H178V13L182 14V16H184V11H185V8L187 7V6H186V5H187V4H186V3H187L186 0H185L186 2H185L184 0H180V2H178L179 0H166ZM176 1H177L178 3H177ZM2 2L0 1V5L2 4ZM164 2H165V1H164ZM164 2H163V3H164ZM183 2H185V3H183ZM189 2H190V0H188V3H189ZM149 3H150V2H149ZM161 3H162V2H161ZM173 3H174V4H173ZM176 3H177V4H176ZM3 4H4V3H3ZM3 4H2V6H0V7H2V8L5 7V6H4L5 4H4V5H3ZM184 4H186V5H184ZM189 5H192V1L189 3ZM141 6L144 8L143 11H142V8L140 9L141 14H142V12H143L144 14H145V13L147 14L148 9L145 8V7H146V4L141 5ZM152 6H153V5H152ZM156 6H157V5H156ZM168 6H167V8H169ZM178 6H179V8H178ZM185 6H186V7H185ZM148 7H149V4H147V8H148ZM163 7H165V5H164ZM181 7H182V9H181ZM2 8H1V9H2ZM153 8H155V5L153 6ZM167 8H166V7H165V9H164V8H161V9H164V10H165V11H163V12H164V14L166 13V14H165L166 17L169 16V15H172V13H171V11H170L171 8H169V12H168V13L166 12ZM183 8H184V10H183ZM4 9H6V8H4ZM151 9H152V8H151ZM180 9H181V10H180ZM144 10H146V12H144ZM158 10H159V9H158ZM174 10H178V11H174ZM179 10H180V11H179ZM188 10H189V8H188ZM188 10L186 9V11H188ZM161 11H162V10H161ZM181 11H182V12H181ZM186 11H185V12H186ZM3 12H5V11L3 10ZM160 13H162V12H160ZM169 13H170V14H169ZM178 13H177V14H178ZM164 14H162V15H164ZM168 14H169V15H168ZM174 14L172 15V17L174 16ZM177 14H176V17H177V18L180 17V16H179L180 14H179V15H177ZM165 15H164V16H165ZM160 16H161V15H160ZM147 17H149V15H148ZM172 17H171V18L167 17V18H168L169 21H170V19H172ZM140 18H142V17H140ZM164 18H165V17H164ZM173 18H174V17H173ZM144 19H145V18H144ZM168 19H164L165 22H166V20H168ZM175 19H176V18H174V20H175ZM4 20H5V19H4ZM6 20H7V18H6ZM160 20H161V19H160ZM162 20H163V19H162ZM140 21L143 22L144 20H141V19H140ZM146 21H147V24H144V25H147V26H146V28H147V27H148V22H149V21H148V19H147ZM178 21H180V18L178 19ZM178 21L176 20L174 24H176ZM9 22H10V21H9ZM158 22L161 23V21H158ZM165 22H164V23H165ZM172 22H174V21H172ZM5 23H6V26L8 27V24H7L8 21L5 22ZM144 23H146V22H144ZM138 24L140 25V22H139ZM156 24H158V23H156ZM161 24H162V23H161ZM161 24H159V25H161ZM165 24H166V23H165ZM168 24H169L168 26H167V25H165V26L168 27V29H169V28H170V29L168 30L167 28H165V30L167 29L169 32H168L167 30L165 31V30L163 29V28H164V25H163V24H162L163 26L161 25V26H162V29H161L160 26H158V27H160L161 33L164 32V33H162V34H163L164 36H167V37H164V36L160 35V37L162 36V37L160 38L159 36H156L157 39H155V42H156V40H157L158 42L162 40L161 42L163 43V44H162L161 42H159L160 44H157V43L155 44V43H154V45H155L157 48H156L155 46L150 47V44H151V43H149V42H150V35H149V34H146V32H144V30H146V28L143 29V27H144V26H142L143 23H142L140 26L137 25L138 28H141V27H142V29H143V30H142L143 32H141V31L139 32V31L137 30V31H138V35H137V36L139 37L140 42L143 44V45L141 44V46L139 47L138 45H140V44H139L140 42H138L137 48L139 47V50H141L142 53H143V56H145V62H144V60H143V61H141V63H142V62L146 63V62H149V61H151V60H154L153 58L156 57V53L160 52V51H161L162 49H164V48H168L169 46H174V43H173L172 45H170V43H171V42H175V41H176V43H175V44H176V45H175L176 47L174 46L173 49L175 50V49L177 48V49L179 50V52H178L177 50H175V51H177V53H179L180 56H182V54H183L184 56H182V58H186V56H187L188 54H191V52H193V50H197V49H201V48L204 49V48H205L204 45L208 47V49H207V47H206L205 49H206L207 51L209 50V52H210V53H209L210 56L212 55L211 57L214 58L215 56H217V53H215V50L218 49V48H216V47L213 46V48L211 49L210 46H209L208 44H206V42H205V44H203V45L201 44V45H200V43L198 42V39H197V38L194 39V38H192V37H190V36H186V35H185L187 38H184V37H180V36H179V35H181V34H177V35L175 34V35H172V34L170 33V31H171V28H172L171 25H173V23H172V24H171V23H168ZM9 25H10V24H9ZM10 27H11V26H9V28H10ZM173 27H174V25H173ZM5 28H6V27H5ZM6 29H7V28H6ZM10 30H11V29H9V32H10ZM147 30H148V31H147ZM147 30H146V31L149 32L150 29H147ZM160 30H159V31H160ZM1 31H3V29H1ZM135 31H136V30H135ZM9 32H8V34H7V33H5V34H6V35H9V34H10ZM42 32L44 33V31H42ZM135 33H136V32H135ZM1 34H2V33H1ZM1 34H0V35H1ZM3 34H4V33H3ZM38 34H42V33H36V35H38ZM165 34H166V35H165ZM6 35H4V36H6ZM182 35H183V34H182ZM38 36H39V35H38ZM43 36H45V35H43ZM147 36H149V37H147ZM172 36H174V37H176V38H174L173 41L171 40V42H170V38H173ZM183 36H184V35H183ZM41 37H42V36H41ZM179 37H180V38H179ZM189 37H190L191 39H190ZM5 38H6V39H5L4 42H6V40L9 39L8 37H5ZM159 38H160V39H159ZM178 38H179V40H178ZM43 39H44V38H42V40H43ZM193 39H194V40H193ZM38 40H40V36L38 37ZM38 40H36V41H38ZM42 40H40V41H42ZM142 40H143V41H142ZM177 40L180 42V43H179L180 45L177 44V42H178ZM187 40H189V43H187V45H186L185 42H186ZM2 41H3V40H2ZM2 41H0V46H3V44H2L3 42H2ZM40 41H39V42H40ZM163 41H164V42H163ZM194 41H195V42H194ZM1 42H2V43H1ZM144 42H145V43H144ZM181 42H182V43H181ZM187 42H188V41H187ZM190 42H192V43H190ZM197 42H198V43H197ZM183 43H184V44H183ZM43 44H44V43H43ZM45 44H46V42H45ZM152 44H153V43H152ZM161 44H162V45H161ZM166 44H168V46H165ZM192 44H193V46H192ZM194 45H195L196 47H195ZM148 46H149V47H148ZM163 46H164V47H163ZM177 46H178V47H177ZM9 47H10V46H9ZM40 47L42 48V46H40ZM43 47H44V45H43ZM144 47H147V49H145ZM158 47H159V50L161 49L160 51L158 50ZM180 47H181V48H180ZM199 47H200V48H199ZM11 48H12V47H11ZM151 48H152V49H151ZM169 48H170V47H169ZM215 48H216V49H215ZM3 49H4V47H3ZM12 49H15V48L13 47ZM33 49H34V48H33ZM142 49H145L144 51H150V54H151V55L149 54V52H147V54L144 53V51H143ZM148 49H150V50H148ZM155 49H156V50H155ZM182 49H183V51H182ZM180 50H181V51H180ZM188 50H189V51H188ZM191 50H192V51H191ZM213 50H214V51H213ZM7 51H8V49H7ZM11 51H12V50H11ZM151 51H152V52H151ZM157 51H158V52H157ZM203 51H205V50H203ZM212 51H213V53H212ZM154 52H155V53H154ZM13 53H15V52H13ZM18 53H19V52H18ZM18 53H17V54H18ZM214 53H215V55H214ZM17 54H16V55H17ZM148 54H149V55H148ZM186 54H187V55H186ZM207 54H208V52H207ZM29 55H32V54H29ZM146 55L149 56V60H148V61L146 60V58H148ZM191 55H193V54H191ZM191 55H190V56H191ZM2 56H3V58L5 57V59L7 58V57L4 56V55H2ZM18 56H19V55H18ZM188 56H189V55H188ZM31 57H32V56H31ZM3 58H2V59H3ZM23 58H24V57H23ZM23 58H22V59H23ZM5 59H4V60H5ZM30 59H32V58H30ZM33 59H34V58H33ZM0 60H1V59H0ZM4 60H2V61H4ZM6 60H7V59H6ZM6 60H5V61H6ZM14 60H16V61H14ZM14 60H11V62H12V63H11V67H12V65H13V66L18 67V69H20V68H21V69L23 68V69H26V70L28 69L26 66L24 67L23 64L21 65L20 62L17 63L18 61H21V58H20V59H19V58H17V59L15 58ZM24 60L26 61V59H24ZM24 60L22 61V63H24V64L30 62L29 60H28V62H27V61L24 62ZM2 61H0V62H2ZM13 61H14V62H13ZM8 62H10V60H9ZM8 62H6V63L9 64ZM152 62H153V61H152ZM3 63H4V62H3ZM6 63L3 64V65H5V66H10V65H6ZM35 63H36V62H35ZM149 63H150V62H149ZM16 64H17V65H16ZM19 64L21 65V67H19V66H20ZM28 64H29V63H28ZM31 64H32V63H31ZM31 64H30V65H31ZM142 64H143V63H142ZM142 64H141V66H142ZM146 64H148V63H146ZM150 65H152V64H150ZM1 66H2V65H1ZM5 66H4V67L2 66V67H3L2 70H4ZM22 66H23V67H22ZM28 66H29V65H28ZM36 66H37V65H36ZM36 66H32V65H31L30 67H31V69H32L33 67H36ZM43 66H46V64H43ZM139 66H140V65H139ZM143 66L146 67L145 64H144ZM143 66H142V67H143ZM147 66H148V65H147ZM2 67H1V68H2ZM142 67H139V68L142 69V70H141V71H142L141 74H143L142 77H143L144 80L141 81V83H143V84H142V85H143V88L139 85V86L137 87V93L135 94V96H131L130 98H128L127 96H125V97L127 98V100H128L129 102H131V103H129L128 101H126V103L124 104V108H125V109H123V110H126V108H130V109H128V113L130 114V116H129L128 113H126V111H125V112L123 111V112H124L123 114H124L125 119L122 120V123H119V124H120V129L118 128L119 126L116 125L117 127H115V128H116L118 131H117L116 129H114V130H115V133L117 134V133H121V131L124 132V131L122 130L123 128H125V130H127L126 127H129V128H131L130 131H131L132 133L129 132V129H128L127 131H125V133H121L122 135L120 134V135H119L120 137H119V136L116 137L118 134L115 136V138H114V136L111 135L110 137H111L112 141H111V139L108 137V138L110 139V143H109V144H111V142L113 143V140H116L117 145L120 144V146L122 147V146L124 145L123 143L125 142V141H122V140H125V139H126V142H127V143H125V144H126V145L128 144L127 147H131V146H129V145H130L129 142H130V139H131L130 137H132V135H133V136H136V137L139 136V138H138L139 141L141 140V137H143L142 139L145 140V142H143V143H144V144L146 143V144L149 145V147H151V148H149L148 146H145L143 143L140 144V145L143 144L144 147L146 148V149H145V151H146L145 154H147V153H149V152H151V153L153 152L152 154L154 155V151H158V150L160 149V151H158V153H166L165 151H169V153L172 154L173 151H174V153H173L172 155H176V156H177V155H178V156H181V155H186V156H187V155H188L187 152L190 154V156H191L192 154H196V155H197V152H199L197 149H198L199 147H196V146H199V145H198L199 143L202 144V146H204V144H203L204 140H203V138H201V136H200L199 129H196V131H195V137H197V138H196L197 140L195 139V140H196L195 143H194V141L192 142V143H194V144H192V143L189 144V145L186 144V142H185V136H186V134H184V133H186V130H187V127H188V123H186V122H187L186 118L189 117V116H188V114L184 111V110H185V109H184V102H182V100H180V98L177 97L176 94H172V93H170V92L168 93L167 91H163V90H162V88H161V86L158 84V82H157L156 80H154V76L151 75V70H150V67H149V66L146 67V69H145L144 67H143V68H142ZM1 68H0V69H1ZM6 68L8 69L9 67H6ZM151 68H152V67H151ZM9 69H10V68H9ZM12 69H14V68H12ZM21 69H20V70H21ZM23 69H22V71H23ZM29 69H30V68H29ZM181 69H182V68H179V67H177V66H168V67H166V69H165V70H166L165 73H166V75H168V77H170V78H175L176 75L179 74V72H180ZM2 70H1V71H2ZM33 70H34V69H33ZM33 70H32V71L29 70V71H30L29 73L31 74V72H33ZM37 70H38V68H37ZM43 70H46V67H44ZM149 70H150V71H149ZM204 70L206 71L207 69H206V68H203V67H201V66H197V65H196V66H194L192 69H190V72H191V75H192V76L198 78V77L203 76L204 73H206V72H204ZM6 71H7V73L9 74L8 70H6ZM24 71H25V70H24ZM145 71H146V72H145ZM148 71L150 72V76H152L151 78H150V76H149V74H148ZM199 71H202V72L199 73ZM15 72H16V70H15ZM34 72H35V75H37V74H36L37 71H34ZM39 72H40V71H39ZM39 72H38V73H39ZM48 72H50V71H47L46 73L48 74ZM203 72H204V73H203ZM4 73H5V71H4ZM4 73L1 74V75H2L1 78L4 79V77H5L4 80H7L6 78L11 77L10 75H11L12 73H11L10 75H8L9 77H7V73H5V75H4ZM21 73H22V72H21ZM23 73H24V72H23ZM23 73H22V74H23ZM25 73H26V72H25ZM41 73H42V70H41ZM43 73H44V72H43ZM193 73H194V74H193ZM18 74H19V73H18ZM18 74H17V72H16L15 75L13 74V76H15V77H14L15 79L12 77V78H13L12 81H14V82L10 81V82H12V83H10L9 81H7V82H9V83L6 82L7 85H5V84L1 85V84H0V90L2 89V91H3V92H2L3 95H2V93H1V91H0L1 95L4 97V95H5L4 93H6L7 96L5 95V97H9V98H7V99L4 97V99H6L7 101H8V100H12V99H13V100H14V99H17L18 102H16V100H15V102L18 103L16 106L18 107V106L21 105V107H19V108H17V109L15 108V111L17 110V113H18V112H19L18 109H19V110L22 109L20 112H21V113H25V116H26V117H25L24 115H22V114L19 112L17 115H16V113H15L16 118L14 117L15 115H13V117H14V118H13L12 115H10L11 111H7V112H9L8 114H9V117L11 116V118H12V119H11V118H9V117H5L7 114L4 115V112H3L2 114L0 113V115L4 116V117H2L3 119H1V116H0V121H2V123L0 124V126H1V127H0V128H1V129H0V134H2V135H0V136H1L0 138H4V139H1V141H0V154H1V152L4 153V154H5V153L7 154V155L5 154L6 158L4 157L5 161H4V159H3L4 164H3V162H1L2 159H1V161H0V162L2 163V165H1V163H0V166H1V167H2V166L4 167L3 169L0 167V168H1L0 173L3 172V171H5V170L7 169V172L5 171V173L3 172V173L0 174V175H1V176H0V194L3 193V194H4V195H2L3 197L6 195L5 198H3V197L0 195V202H5V204H6V205L4 206V205H2V204H4V203H0V204H1V207H2V208L0 207V212L2 213V215L0 216V219H1V220H0V224H1V225H2L3 222H4V223H5L6 221L8 222V220H9L10 218H11V219H10L9 221H10V222H11V221L13 222L12 218L15 217V216H14V215H15V212H14L15 210L13 211V210L11 209V207H12V206H15V205H14V204H15L14 202H15L16 199L18 200V203H19V200H20V199L16 198V197L19 196L18 194H20V196H22V198H21L22 200L20 201V203L23 204V205L21 204V206H19V207H21L22 209L18 208V210L21 211V210H23V208H24V212H23V213H26V211H27V213H26V215H23V216H18V217L16 216V218L21 217V218H19V220H20V223H23L24 220H25V218L23 219V222H22V218H23L24 216L27 218V217H28V216H27L28 213L31 214L30 216L33 217V218H34V217H37V216H40V217H41V214H42L41 212L45 213V212L42 211V210H41V212L39 211V210L41 209V207H43L42 204L40 205L41 207H40L39 209H37V207H38V204H37V203H38V202H42V203H44V201H45V204H46V201L48 200L47 208H49V209H48V210L46 209V210H47V213H46V214H48V211H49V210H50V213H51L50 215L53 214L52 211H51V210L53 209V204H52L51 201L53 200V198H56V197L54 196V193H55V191L57 190V189H56V190L54 189V188L56 187V186H54V184L58 183V181H59L61 178H64V180H65V179H66V180L68 179L67 182H65L66 180H65L64 182L67 183L66 185H69V187H70V183H71V186H72V187H71L72 189H70V191L68 190L69 193H70L69 195H71V196H69V195H67L66 192H65V191H66L65 189H67L68 186H67V188H65V189L63 190V188H64L65 185H61V184H60L61 186H59L58 189H60V192H61V190L64 191V194H63L62 197H64V199L66 198L65 200L69 199V197H70L69 200H71V201H70L71 203L77 201L78 205H80V206H85V205H84V204H85V201L83 200V199H85V197L82 196V200H81V197H80V199H76V200H75V198H76V196L78 197L77 194H78L79 192H81V193L84 192V190L86 189V188H85L86 185H91V184H92V179H93V181L96 180V182H98V184H97L98 186H100V185H99V182H100V184H103V183H101V181H98V180L101 178L100 176L103 175V173H102V172H104V171H102L103 166H102V167L99 166L100 169L98 168V169L101 170L102 172H101V171H98V169H97V170H95V171H96V172L98 171V172H97V173H96V172L93 173V171H94L93 169H94V168H92V167L94 166V164H93L92 166H90V165L88 164V165H87V168H88V169H85V168H84V170H83L82 167H84V166H83V163H84V162H83V160H79V161H82V162L80 163V162L78 161L79 157H78V159L76 158V166H74V163H75V162H74V163L72 162V159L74 160V158L71 159V157H72L73 155L70 156V160H71L72 163L70 162L69 165H71V167H68V166H69L68 163H67V164L65 163L67 160H65L64 158H61V161H59V159H57L56 156H54V157L49 156V157H48V158H49V161H50V163L48 162L49 164L47 163V161L44 162V160H47V159H45V158H47V157H44V156H45L44 154H49V155H51L52 151H51V149H50V151H48L49 149H45V148H46V147H45V144H43V143L41 142L40 138L37 136L38 134H37L36 131H35L36 129L34 130V131H35V134H32L33 130L31 129V131H30L31 136L29 135V137H28L29 139H30V137H31L32 139H34V141L36 142V143L34 142L35 144L31 143L32 141L30 142V140L27 141L28 138L25 139V142H24V143H25V146L22 145V142H21V145H22L23 147L19 144L20 142L17 144V140L19 141V139H15V138H14L16 135H15L13 132L17 133L18 131H15V130L20 129V128L22 127V125H23V127H22L23 129H21V130H23V131H22L23 133L20 132L21 130H19V133H21L22 137L20 136V134L18 135V137H16V138H20V141H21V139H22V141H24V140H23L24 135H25V133H24V132H25L24 129H25V130H26V129H29V130H30V128H33V129H34L35 126H37L36 128H39V127H40V128L42 129V127H45V125H43L45 122H46V123L49 122V124H50V120H49V121H46V120H45V118H48L47 116H49V119H50V115H51V118H52L51 121H53L55 124L58 123V124L60 125L59 130H61V133H62V131H63L65 128H63V130L61 129V125L63 124L62 122H63V120H64V119H61V118H62L61 115H65V116H63V117H67V118H68V119H65V120H67V121H69V122H67V121L64 120V121L67 122V123L62 125L63 127H64L65 125H66V127H67V126L70 125L72 119H73L72 122H74V120L77 122V119H76V118H78V117H79V118H82V114H83V113H81V114L79 113V111L82 112V109H81V110H78V108L75 107V109H76V110H75V109L73 108V107L75 106V105H74L75 103L73 104V101H75V100H73V99H74V98H75V99L77 98L78 100H77V99H76V100H77V102H79V98H78V97H74V98L70 99V98H71V97H70V98H68L69 100L66 101V100H67V99H66L67 97L64 96L63 93L66 94V93H67L66 91H67L68 89L66 90V89L64 88V89H63L64 92L62 91L63 93H62V95L60 96L59 93H60V91L62 90V88H61L60 91L55 92V90H54L53 88L56 89V88H58V87H56V84H55L54 82H50L51 77H49L50 79L47 77V76H50V75H47V76H46V75H43V74H42L43 76L38 77L39 75H38V76H33L34 73H32L31 75H29V74L27 75V74H26V77L29 76L30 78L28 77V78L26 79L27 82H26L25 84L22 85V83H21V81H22V80H21L22 74L20 75V77H19ZM144 74H146V75H148V76H146V78H145V75H144ZM201 74H202V75H201ZM1 75H0V76H1ZM3 75H4V76H3ZM51 75H52V74H51ZM24 77H25V76H24ZM24 77H23V78H24ZM31 77H33V78L31 79ZM34 77H35L38 81H39V80L42 81V80H44V79H45L46 81L48 80L47 82H48V86H49V87H48V86H45V84H46L47 82L44 80V81H45V82H44L45 84H41V86L44 88V89H43L39 84L36 83V82H38V81H36V82H35V80L33 81V79H35ZM203 77H204V76H203ZM42 78H43V79H42ZM3 79H1L0 81H3ZM147 79H148V80H147ZM8 80H10V79H8ZM151 80H152V81H151ZM153 80H154V81H153ZM17 81L19 82V86L17 85V83H18ZM23 81H24V80H23ZM41 81H39V83H40ZM150 81H151V82H150ZM16 82H17V83H16ZM28 82H29V83H28ZM32 82H34V83H32ZM42 82H43V81H42ZM152 82H153V83H152ZM155 82H156V83H155ZM3 83H4V82H3ZM23 83H24V82H23ZM147 83H148V84H147ZM150 83H151V84H150ZM20 84H21V85H20ZM4 85H5V86H4ZM8 85H9V86H8ZM10 85H11L12 87L14 86L15 91L20 89L19 92H21V93L19 94L17 91H16V92L13 91V89H11ZM25 85H26V87H25ZM46 85H47V84H46ZM137 85H138V84H137ZM50 86H52V88H51ZM53 86H54V87H53ZM6 87H8V88H10V89H8V88L6 89ZM19 87H20V88H19ZM30 87H31V88H30ZM39 87H41L43 90L41 89V90H42V91H41ZM45 87H48V88H45ZM139 87H141V88H139ZM144 87H146V88H144ZM3 88H5V90H3ZM28 88H29V89H28ZM32 88H33V89H32ZM35 88H36V90H37V88H38V92H36ZM22 89H24V91H23ZM47 89H48V90H47ZM58 89H59V88H58ZM6 90H8V91H6ZM11 90H12V91H11ZM21 90H22L23 92H22ZM28 90H31V91H28ZM39 90H40L41 93H39ZM52 90L55 92V94H54V92H53ZM65 90H66V91H65ZM82 90H83V89H82ZM9 91H11L12 93L9 92ZM34 91H35L36 93H35ZM46 91H47V92H46ZM24 92H25V94H24ZM31 92H32L34 95H33ZM43 92H44V93L46 92V95H48V96L45 97V94H44ZM52 92H53V94H54V97H52V96H53V94H51ZM58 92H59V93H58ZM78 92H80L79 89H78ZM7 93H8V94H10V93L13 94V93H14V94H13V95H11V94L8 95ZM37 93L40 94V96L38 97V99H37V97H33V96H37V95H35V94H37ZM42 93L44 94V95H43V96L45 97L44 99H43V97L41 98V96H42L41 94H42ZM47 93H48V94H47ZM56 93H58L59 96L56 95ZM152 93H153V94H152ZM160 93H161V94H160ZM164 93H165V94H164ZM60 94H61V93H60ZM72 94H73V92H72ZM156 94H157V95H156ZM17 95H19V97L21 98V101H20V98H19V97H15V96H17ZM20 95H21V96H20ZM73 95H74V94H73ZM79 95H80V94H79ZM79 95H77V96H79ZM163 95H164V96H163ZM27 96H28L29 98H27ZM67 96H68V95H67ZM69 96H71V94H69ZM75 96H76V95H75ZM156 96H157V98H156ZM170 96H171V97H170ZM3 97H2V98H3ZM12 97H15V98H12ZM30 97H32V98H30ZM51 97H52V99H51ZM62 97H65V99L62 98ZM72 97H73V96H72ZM132 97H133V98H132ZM134 97H135L136 99H135ZM173 97H174V98H173ZM34 98H35V99H34ZM46 98H47V99H50V100H49V101L47 100V102H46V101H43V100H46ZM159 98H160V99H159ZM28 99H29V101H27ZM39 99H40V100H39ZM41 99H42V100H41ZM55 99H56V100H55ZM93 99H95V98H93ZM132 99H133V100H132ZM134 99H135V100H134ZM173 99H174V100H173ZM175 99H176V101H175ZM35 100H36V101H35ZM38 100H39V101H38ZM52 100H53V101H52ZM54 100L57 101V102L55 103L56 106H57V104H58L59 102H61V101H62V102H61L62 105L59 103V105H58L59 108H58V109H59L60 111H59L58 109L56 110L55 108H53V110H55V111H54L55 113H52V110H51V109H52V106H51L50 104H52L54 107H56L55 104H54V102H55ZM64 100H65L66 102H65ZM95 100H96V99H95ZM172 100H173V101H172ZM102 101H103V100H102ZM154 101H155V102H154ZM21 102H22L24 105H23ZM38 102H39V103L41 102V103H44V104H48V103H49V105H48V106L45 105L46 107H43L44 104L42 105L41 103L39 104ZM64 102H65V105H64ZM77 102H76V103H77ZM95 102H96V101H95ZM95 102H94V100H93V102H92V97H91V98L89 97V98L87 99V106L89 107V106H90L89 104H92V107H93V104H95ZM156 102H157V103H156ZM163 102H164V103H163ZM166 102H167V103H166ZM31 103H32V104H31ZM37 103H38V104H37ZM69 103H71V104L74 105V106H71V104H69ZM97 103H98V102H97ZM103 103H104V102H103ZM103 103L101 102V106L103 105ZM35 104H36V105H35ZM67 104H68V105H67ZM31 105H34V106H31ZM63 105H64V106H63ZM76 105H77V104H76ZM131 105H132V106H131ZM29 106H30L31 108H30ZM36 106H37V107H36ZM68 106H69V107H68ZM77 106L80 107V106H81L80 103H79ZM125 106H126V107H125ZM41 107H42L43 110L41 109ZM47 107H49V108L51 107V109H49V108H47ZM66 107H68L69 109L66 108ZM92 107H91V108L89 107V109H88V110H89V113H90ZM39 108H40V109H39ZM70 108H71V109H70ZM35 109H36V110H35ZM37 109H38V112H37ZM47 109H49L50 111H47V113H45V112H46L45 110H47ZM64 109H66V110H64ZM170 109H171V110H170ZM26 110H27V111H26ZM39 110H40V111H39ZM63 110H64V111H63ZM71 110H72V111L74 110L76 113H75L74 111L72 112ZM77 110H78V112H77ZM130 110H131V111H130ZM15 111H13V112H15ZM24 111H25V112H24ZM30 111H31V112H30ZM34 111H35V114H34ZM42 111H43V112H42ZM57 111L59 112V114L62 112V114H60L61 118H59V119H61L62 122H61V121L58 122L59 119H58L57 117H59V114L57 113ZM65 111H66V112H65ZM99 111H103L104 113H107V112H106V109L104 108V106L101 107V108L99 109ZM169 111H170V112H169ZM0 112H1V110H0ZM13 112H12V113H13ZM49 112H50V113H49ZM114 112H115V111H114ZM119 112H120V114L122 113V111H119ZM119 112L116 111V112L114 113V115H118ZM166 112H167V113H166ZM27 113H28V114H27ZM30 113H31V114H30ZM39 113H40L41 116L39 115ZM43 113H45V116H44V117H43V115H44ZM74 113H75V114H74ZM78 113H79V115H78ZM89 113H88V114H89ZM116 113H118V114H116ZM125 113H126V114H125ZM185 113H186V114H185ZM29 114H30V115H29ZM32 114H33V115H32ZM48 114H49V115H48ZM66 114H67L68 116H67ZM90 114H91V113H90ZM120 114H119V115H120ZM123 114H121V115H123ZM18 115H19L20 117H18ZM31 115H32V116H31ZM34 115H35V117L37 116V117H36L37 119L34 117ZM46 115H47V116H46ZM56 115H57V117L55 118L54 116H56ZM73 115H74V117L76 116V118H72V119H71L70 116L73 117ZM108 115H109V114H108ZM114 115H113V116H114ZM119 115H118V116H119ZM121 115H120V116H121ZM21 116H22V117H21ZM23 116H24V117H23ZM28 116H29V117H28ZM39 116H40V119H38ZM31 117H32L33 119H32ZM53 117H54L55 119H54ZM90 117H91V116H90ZM136 117H137V118H136ZM166 117H167V118H166ZM5 118H6V119H5ZM7 118H8V119H7ZM130 118H131L132 120H131ZM42 119H44L45 121L43 122ZM53 119H54L55 121L58 120L57 123H56ZM90 119H91V118H90ZM10 120L13 121V122H11ZM25 120H26L27 123H25ZM37 120H40L41 123H36V122H38ZM78 120H82V119H78ZM88 120H89V119H88ZM88 120H87V121H88ZM101 120H102V121H100V123L102 124V125H101L102 127H104V128L106 127L105 129H108V128L111 127V126H110L111 124H109V125H105V124L109 121V119H108V121H107L104 125H103V121H106V120H103L102 118H101ZM127 120H129V122H128ZM130 120H131V121H130ZM158 120H159V121H158ZM178 120H179V122H178ZM7 121H8V122H7ZM28 121H32V123L30 122V124H28V123H29ZM33 121H34V122H33ZM40 121H39V122H40ZM126 121H127V123H126ZM133 121H134V122H133ZM3 122H4V123H3ZM9 122H10V123H9ZM6 123H9V124H6ZM13 123H14V124H13ZM24 123H25V124H24ZM34 123H36V124L34 125ZM46 123H45V124H46ZM54 123H53V124H54ZM89 123H91V120H89ZM125 123H126L127 125H126ZM133 123H134V124H133ZM153 123H154V124H153ZM183 123H184L185 126H184V125L182 126ZM15 124H17V125H15ZM26 124H27V125H26ZM51 124H52V122H51ZM53 124H52V125H53ZM107 124H108V123H107ZM119 124H118V125H119ZM121 124H122V125H121ZM168 124H169V125H168ZM14 125H15V126H14ZM19 125H21V126H19ZM31 125H32V127H31ZM42 125H43V126H42ZM46 125H47V124H46ZM52 125H49V126L51 127ZM59 125H58V126H59ZM125 125H126V126H125ZM131 125H132V126H131ZM157 125H158V126H157ZM4 126H5V127H4ZM41 126H42V127H41ZM58 126L56 125V127H55V125H53V126H52L53 128H51V129H53V130H54V129H57ZM107 126H108V127H107ZM121 126H122L123 128H122ZM124 126H125V127H124ZM156 126H157V127H156ZM11 127H12V128H11ZM19 127H20V128H19ZM3 128H4V129H3ZM16 128H17V129H16ZM180 128H181V129H180ZM183 128H184L185 130H184ZM44 129H45V128H44ZM102 129H103V128H102ZM11 130H12V131H11ZM59 130L57 129V131H59ZM151 130H152V131H151ZM156 130H157V131H156ZM37 131H38V129H37ZM39 131H41V130H39ZM119 131H120V132H119ZM44 132H45V130H44ZM59 132H60V131H59ZM128 132L132 134V135H130V136L128 137L129 139L127 138V135H129ZM155 132H156V134H155ZM158 132H159V133H158ZM169 132H171L172 134L170 135ZM182 132H183V133H182ZM27 133L29 134V132H27ZM63 133H66V132L63 131ZM127 133H128V134H127ZM11 134H12L13 136H12ZM36 134H37V135H36ZM124 134H125V138H124V136H123ZM126 134H127V135H126ZM142 134H143V135H142ZM5 135H6V136H5ZM14 135H15V136H14ZM155 135H156V136H155ZM172 135H173V137H172ZM183 135H184V136H183ZM197 135H198V136H197ZM19 136H20V137H19ZM121 136H122V137H121ZM25 137H27V136L25 135ZM37 137H38V138H37ZM97 137H99V133H98V132H97ZM5 138H6V139H5ZM121 138H122V139H121ZM123 138H124V139H123ZM175 138H176V141L174 140ZM109 139H108V140H109ZM118 139H119V140H118ZM9 140H10V141H9ZM133 140H136V139H133ZM171 140H172V141L174 140V141L172 142ZM179 140H180V141H179ZM136 141H137V140H136ZM139 141H137L138 144H139ZM166 141H167V142H166ZM169 141L172 142L173 144H171ZM177 141H178L179 143H177ZM26 142H27V143H26ZM99 142H101L100 139H99ZM118 142H119V143H118ZM141 142H142V141H141ZM181 142H182V144H184V145H183V146H178V145H182ZM30 143H31V144H30ZM116 143H115L114 145H116ZM133 143H134V142H133ZM133 143H131V145H132ZM175 143H176V144H175ZM197 143H198V144H197ZM9 144H10V146H9ZM12 144H13L14 146H13ZM15 144H16V145H15ZM26 144H28L29 146H27ZM40 144H41V146H40ZM68 144H69V148H70L71 144H70V143H67V145H68ZM169 144H170V146H169ZM195 144H196V146H195ZM216 144L218 145V143H216ZM17 145H18V146H17ZM30 145H31V146H30ZM33 145H34V146H33ZM36 145H37V146H36ZM67 145H66V144H65V145H63V144H58L57 147L60 148V155H61V149H62V148L65 149V148L67 147ZM111 145H112V144H111ZM135 145H136V144H135ZM143 145H142V146H143ZM185 145H186V146H185ZM191 145H194V146H191ZM217 145H216V146H211L210 148H209L208 146H205L204 149H205V150H208L207 153L209 152V154H211V155L208 154L209 156H212V155L214 156V154H215V156H216L217 158H219V159L223 162V161L226 160L225 156H226V157H229V154H227V151L221 152L220 149H218L219 146H217ZM7 146H9V147H8V149H10L9 151H8V149H7ZM42 146H43V147H42ZM50 146L52 147V149L54 148V145L52 146V145L50 144ZM50 146H49V147H50ZM73 146H74V145H73ZM124 146H125V145H124ZM124 146H123V147H124ZM163 146H164V147H163ZM171 146H172V147H171ZM188 146H189V150L191 149V151H187V147H188ZM3 147H4V148H3ZM44 147H45V148H44ZM51 147H50V148H51ZM147 147H148V148H147ZM170 147H171V148H170ZM190 147H191V148H190ZM1 148H3V149L1 150ZM71 148H72V147H71ZM131 148H132V147H131ZM155 148H156V149H155ZM163 148H164V149H163ZM196 148H197V149H196ZM207 148H208V149H207ZM4 149H5V150H4ZM43 149H45V150H44L45 152H46V150H47V152H46V153L43 152ZM56 149H57V148H55L54 150H56ZM152 149H154V150H152ZM185 149H186V150H185ZM6 150H7V151H6ZM14 150H15V151H14ZM20 150H21V151H20ZM33 150H34V151H33ZM41 150H42V152H43L44 154H42V153L40 152ZM68 150H69V149H68ZM163 150H164V151H163ZM179 150H180V151H179ZM57 151H59V150H57ZM63 151H65V150H63ZM69 151H71V150H69ZM185 151H187V152L185 153ZM195 151H196V153H195ZM216 151L218 152V154H216V153H217ZM10 152H11V153H10ZM16 152H19V153H16ZM20 152H22V153H20ZM39 152H40V158H42L41 160H43V163H42V164L40 163L41 160L38 158V157H39V155H38ZM55 152H56V151H55ZM65 152L68 153V151H65ZM77 152H78V150H77ZM180 152H182V154H181ZM202 152H203V150H202ZM215 152H216V153H215ZM9 153H10V154H9ZM15 153H16V154H15ZM35 153H36V154H35ZM67 153H66L65 156H67ZM75 153H76V152H75ZM199 153H200V152H199ZM199 153H198V154H199ZM205 153H206V151H205ZM213 153H214V154H213ZM223 153H224V154H223ZM230 153H231V152H230ZM4 154H3V156H4ZM41 154H42V155H41ZM64 154H65V153H64ZM73 154H74V153H73ZM78 154H79V153H78ZM152 154H151V155H152ZM43 155H44V156H43ZM54 155H56V154H54ZM60 155H59V156H60ZM70 155H71V152H70ZM76 155H77V154H76ZM76 155H75V156H76ZM131 155H132V154H131ZM131 155H130V156H131ZM134 155H135V154H134ZM134 155H133V156H134ZM158 155L160 156V154H158ZM161 155H162V154H161ZM218 155H219V156H218ZM37 156H38V157H37ZM46 156H47V155H46ZM62 156H63V155H62ZM77 156H79V155H77ZM77 156H76V157H77ZM81 156H82V155H81ZM133 156H132V157H133ZM144 156H145V155H144ZM197 156H201V154H200V155H197ZM11 157H12L13 159L15 158V160H12ZM19 157H21V158H19ZM23 157L25 158V163H24V164H23V162L21 161V160L24 159ZM51 157L54 158L55 161H56V159L58 160L57 162H59V164H58L57 167L55 166L56 163L54 164V160H53V163H52V158H51ZM73 157H74V156H73ZM146 157H150V156H145V158H146ZM164 157H165V154H164ZM9 158H10V160H9ZM31 158H34L36 161H35V162H34V160L32 161ZM50 158H51V159H50ZM68 158H69V155H68V157H67L66 159H68ZM81 158H84V157H81ZM128 158H129V156H127V159H128ZM130 158H131V157H130ZM30 159H31V160H30ZM37 159H38V160H37ZM131 159H133V158H131ZM131 159H128L130 163L133 162V161H131ZM134 159H135V158H134ZM224 159H225V160H224ZM68 160H69V159H68ZM94 160H97V159L94 158ZM9 161H10V162H9ZM13 161H14V162H13ZM16 161H17V162H16ZM37 161H39L40 164H39V163H36ZM63 161H65V162H63ZM90 161H91L90 163H92L93 158H92V160H90ZM97 161H98V160H97ZM244 161H245V160H243L242 162H244ZM8 162H9V163H8ZM27 162H28V163H29V162H30V163L34 162L35 164H39V167H38V168H41V167H42V168H41V172L43 171L45 174L41 173V175H40V179H41V177L44 175V176H45V180H44V181H45V182L48 181V184H49V185H47V182H46V184L43 183L44 185H41L42 183L40 184V182L38 181V180H39L38 177H37L38 175H37L35 178L32 177V171L34 170V169L32 168V166H37V165H35V164H33V165L31 164V165H30V163L28 164ZM41 162H42V161H41ZM78 162H79V163H78ZM255 162H256V161H255ZM255 162H254V163H255ZM7 163H8V164H7ZM17 163H18V164H17ZM20 163H21V164H20ZM93 163H94V162H93ZM99 163H100V162H99ZM133 163H134V162H133ZM9 164H10L11 166H10ZM16 164H17V165H16ZM47 164H48V165H47ZM61 164H62L63 167L66 169V170H65V169L63 168V169L61 170L62 173H63V170L66 172V173L64 172V173L66 174L65 177H63L64 174H63V175H58V172L61 173V171L59 170V168L61 169V167H62ZM79 164H80V165H79ZM85 164H87V163H85ZM85 164H84V165H85ZM13 165H14V166H13ZM53 165H54V166H53ZM59 165H60V166H59ZM100 165H101V164H100ZM130 165H132V163H131ZM130 165H129V166H130ZM136 165H137V164H136ZM136 165H135V166H136ZM46 166H47V167H46ZM81 166H82V167H81ZM129 166H128V165H125V168H126V167L130 168ZM137 166H138V165H137ZM30 167H31V168H30ZM55 167H56V168H55ZM85 167H86V166H85ZM97 167H98V166H97ZM131 167H132V166H131ZM34 168H35V167H34ZM43 168H44V169H43ZM45 168H47V169H45ZM128 168H126V169H128ZM134 168H135V167H134ZM258 168H259L258 171H259V170L261 171V170L264 169V167H263V166H260V165L258 166ZM32 169H33V170H32ZM50 169H52V172L50 171ZM72 169H77L78 172L76 173L75 170L71 171ZM90 169H92V170L89 171ZM135 169H136V168H135ZM39 170H40V169H39ZM39 170L36 168V169L34 170V173L37 174V173L39 172ZM45 170H46V171H45ZM103 170H104V168H103ZM11 171H12L13 174L11 173ZM8 172H9V173H8ZM47 172H49V173H47ZM71 172H72V173H71ZM91 172H92V173H91ZM7 173H8L9 175H8ZM34 173H33V174H34ZM39 173H40V172H39ZM68 173H70V174L68 175ZM75 173H76V174H75ZM79 173H80V174H79ZM95 173H96L97 175H96ZM101 173H102V175H100ZM2 174H3V175H2ZM6 174H7L8 176H6ZM10 174H11V175H10ZM25 174H26V175H25ZM35 174H34V175H35ZM42 174H43V175H42ZM47 174H49V175H47ZM54 174H55L56 177L54 176L55 178L52 179V176H53ZM71 174H73V175L75 174L74 176H77V174L80 175V176H82L81 178H80V176H78V177H79V181H82V182L85 181V182H83L84 184H82V183L80 182V186H79L78 178H77V177H76V178H75V177L73 178V175H72V177H71ZM91 174H94V175H96V176L92 177ZM223 174H224V173H223ZM225 174H226V173H225ZM225 174H224V175H225ZM34 175H33V176H34ZM83 175H86V178H87V179H90V180H87V182H86V180H85L86 178H85ZM59 176H60V177H59ZM61 176H62V177H61ZM88 176H89V177H88ZM125 176H126V175H125ZM30 177H31V178H30ZM130 177H131V176H130ZM226 177H227V176H226ZM32 178H33V179H32ZM48 178H49V179L51 178V179H50V183H49V179H48ZM128 178H129V175H128ZM31 179H32L33 181H32ZM34 179H36V180H34ZM43 179H44V177H43ZM43 179H42V180H43ZM81 179H82V180H81ZM94 179H95V180H94ZM121 179H124V181L126 180V184H127V182H128L127 180H129V179H125V178H121ZM130 179H131V178H130ZM132 179H133V178H132ZM132 179H131V180H132ZM135 179H137V178H135ZM187 179H188V180H187ZM187 179H186L187 182L189 181V182L194 183L193 181L189 180L190 177L187 178ZM206 179H207V178H206ZM211 179H213V178H211ZM218 179H219V178H218ZM227 179H229V180L227 181ZM227 179L225 178L224 181L222 182V183H223V184H222V185H223V186H222V187H223L222 189L224 190L223 193H225V195H226V193H228V194L230 193V194H229L230 196L228 195L229 198H227L228 200H226V204H230V202H231L232 199L234 198V190H235V189H232V187H233L234 185L232 186V185H231V182H235V181H236V180H235L236 178H234V177H231V178L227 177ZM61 180H63V179H61ZM75 180H76V181H75ZM207 180H208V179H207ZM122 181H123V180H122ZM135 181H137V180H133V182H135ZM138 181H140V180L138 179ZM138 181H137V184H136V182L134 183V186H135V184H136L137 186H139L138 184H140L141 182L138 183ZM157 181H158V180H157ZM162 181H166V182H168L169 180H168V179H167V180L162 179ZM216 181H217V183L219 184V182H218L219 180L216 179ZM225 181H226V182H225ZM230 181H231V182H230ZM51 182H52V183H51ZM61 182H62V181H61ZM133 182H132V185H133ZM160 182H161V181H160ZM228 182L230 183V187L232 186L231 188H228V186H229V185H228ZM74 183H76L77 185L75 186ZM94 183H95V182H94ZM123 183H125V182H123ZM163 183H164V182H163ZM250 183H251L253 186L257 185L256 182H250ZM263 183H264V182H263ZM106 184H108V183H106ZM106 184H105L104 188L107 187V189H108L109 184H108V186H106ZM153 184H154V183H153ZM198 184H199V183H198ZM205 184H206V183H205ZM220 184H221V181H220ZM251 184H249V185H250V186H249L250 188H251V186H252ZM51 185H52V186H51ZM56 185H58V184H56ZM95 185H96V183H95ZM103 185H104V184H103ZM103 185H102V186H103ZM156 185H157V184H156ZM165 185H166V183L164 184V186H165ZM207 185H208V184H207ZM209 185H211V184L209 183ZM209 185H208V186H209ZM226 185H227V186H226ZM35 186H38V187H35ZM73 186H75L74 188L77 189V190H76L77 192H76V191H75V192L72 191V190L74 189ZM129 186H131L130 183H129ZM137 186H136L135 188H137ZM152 186L154 187L155 184L152 185ZM202 186H204V184H203ZM211 186H212V185H211ZM213 186H214V185H213ZM20 187H22V189H21ZM100 187H101V186H100ZM123 187H124V186H123ZM132 187H133V186H132ZM149 187H150V186H149ZM155 187H157V186H155ZM155 187L152 188L151 190L155 189ZM158 187H159V186H158ZM214 187H215V186H214ZM25 188H29V192L26 190L25 192H27V193H24L23 191L25 190ZM35 188H38V189H35ZM49 188H50L51 190H50ZM80 188H81V189H80ZM83 188H84V189H83ZM102 188H103V187H102ZM104 188H103V189H104ZM128 188H131V187H128ZM140 188H141V187H140ZM140 188H139V189H140ZM204 188H205V187H204ZM204 188H202V189L204 190ZM220 188H221V186H220ZM227 188H228V189H227ZM15 189H16V192H15ZM18 189H19V190H18ZM23 189H24V190H23ZM43 189H44V190L46 189L45 192H49V193L51 192V193L53 194L54 197H52L50 194L48 195L50 198H52V200H51L50 198H48L47 194L43 191ZM125 189H126V188H125ZM133 189H134V187H133ZM133 189H132V190H133ZM148 189H150V188H148ZM160 189H161V188H160ZM167 189H169L168 186L163 188V190H166V192H169V191H167ZM211 189L213 190V187H212ZM17 190H18V192H17ZM20 190H22V191H20ZM48 190H49V191H48ZM52 190H53V191H52ZM79 190H81V191H79ZM151 190H150V191H151ZM157 190L159 191V188H158ZM157 190H155V191L157 192ZM169 190H170V189H169ZM206 190H207V188H205V191H206ZM19 191H20V192H19ZM42 191H43L45 194H44ZM106 191H107V190H106ZM106 191H105V192H106ZM126 191H127V190H126ZM130 191H131V190H130ZM155 191H154V192H155ZM225 191H227V192H225ZM232 191H233V192H232ZM250 191H251V192H249L250 194H252V193L254 194V191H255V190H254V188H251ZM13 192L15 193V196H16V195H18V196H16V197L14 196V197H13V196H12V195H14ZM60 192H59V193H60ZM135 192H136V191H135ZM171 192H173V191L170 190V193H171ZM211 192H213V191H211ZM211 192H210V193H211ZM9 193L12 194V195H11V196H10V195L8 196L7 194H9ZM57 193H58V190H57ZM67 193H68V192H67ZM208 193H209V192H208ZM231 193H232V194H231ZM55 194H56V193H55ZM75 194H76V195H75ZM153 194H154V193H153ZM155 194H156V193H155ZM157 194H159V193L157 192ZM172 194H173V193H171V195H172ZM250 194H248V196H249V197H248V200H251V199H253V198H254L255 200H252V201H253V202L251 201L252 203H251L250 201H248V203H250L251 206H252V204H253L254 208L251 207V209H254V211H257V205H258V203H259V200L256 198V196H253V195H252L253 198H251L252 196H251ZM45 195L47 196V198H46ZM56 195H57V194H56ZM60 195H61V194H60ZM74 195H75V197H74ZM131 195L133 196V194H131ZM159 195H160V194H159ZM20 196H19V198H20ZM67 196H68V197H67ZM100 196H101V195H100ZM147 196H149V195H147ZM147 196L145 197V195H144L145 200H148V199H149V198L146 199ZM226 196H227V195H226ZM231 196H233L232 199H231ZM241 196H242V195H241ZM250 196H251V197H250ZM12 197L14 198V199H13V203H12V201H11V200H12V199H11ZM57 197H58V196H57ZM62 197H61V198H62ZM73 197H74V199H73ZM134 197H135L137 200L139 199V198H137L136 196H134ZM141 197L143 198V195H142ZM61 198H59V199H61ZM71 198H72L74 201H73ZM102 198H103V199H102ZM131 198H133V197H131ZM135 198H134V199H135ZM158 198H159V197H157L156 199H158ZM242 198H244V197H242ZM59 199L57 198V200H59ZM64 199H62V200H64ZM107 199H108L107 197H101V198H100V200L102 201V203H101V204H102V205H101L102 209L105 208L104 205H105L106 207H107V206L110 207V208L107 207L108 209H107V211H106V214L104 213L106 219H105V220L103 219V218H104V215L101 216L102 214H101V215H98V214H97V211H98L99 209H98V210H97V209L95 210V208H94L93 205L91 204L92 201H90V203L87 204V205H90V206H87V208H88V207L94 208V209L89 208V209H91L90 212H89V214H93V215H92L93 217H92V216H89V217H92V220H93V218H96V219H94V220H96V222H97V221L100 222L101 219H103V221H104L105 223H106V220L108 219L107 223L109 222L108 225L110 224L109 226H110L112 229H115V226H116V232H117V233H119V232H122V233H123V234L121 233V234H119V235H121V236L124 235L127 239H128V238L131 239V236H132L134 233L131 234V236H129V235L127 234L128 230H126V229H127L126 227L128 226V224H129L128 227H131V226H132L131 224H133L132 222H134V221H132V219L135 220V217H136V216H137V217H136V220L138 219V215L141 214V211H140V210H142V208H141L140 210H138L139 208L136 209L137 206H135V202H134L133 205H132V204H129V203H130V202H129V203H128L129 206L127 205V209H125V208H123V203H124V202H123V203L121 204L122 207L119 206V204H118V206L121 207V209H120V208H118V206H117V204H116V202H118V200H116V202H115V200H114V202H112L113 199H112L111 201H108ZM150 199H151V198H150ZM154 199H155V198H154ZM156 199H155V200H156ZM159 199H161V197H160ZM162 199H165V198H162ZM168 199H169V198H168ZM188 199L190 200V198H188ZM188 199H187V200H188ZM198 199H199V198H198ZM78 200H80V201H78ZM104 200H105V202H103ZM127 200H128V199H127ZM60 201H61V200H59V202H57L56 199H55V202H57V203H61ZM129 201H130V200H129ZM133 201H135V200H133ZM133 201H132V202H133ZM140 201H141V200H140ZM153 201H154V200H153ZM165 201H166V200H165ZM165 201H164V202H165ZM169 201H170V200H169ZM190 201H191V200H190ZM190 201H188V202H190ZM195 201H196V199H195ZM198 201H199V200H197V202H198ZM228 201H229V202H228ZM53 202H54V200H53ZM66 202H67V201H66ZM68 202H69V201H68ZM94 202H96V201H94ZM106 202H107V203H106ZM120 202H121V201H120ZM137 202H138V201H137ZM144 202H147V201H144V200H143V203H144ZM150 202L153 203L152 201H150ZM162 202H163V200H162ZM167 202H168V201H167ZM209 202H210V201H209ZM209 202H208V200H206V204L208 203V205H206L205 202H204V204H203V201H202V203H201V201H200V203L202 204V205L199 204V205H200V209H201V207H204V208L206 207V209H207V211H208V208L211 207V205H209V204H210ZM255 202H256V203H255ZM16 203H17V201H16ZM20 203H19V204H20ZM62 203H63V202H62ZM108 203H109V204H108ZM110 203H113L114 205L112 204V205L110 206ZM118 203H119V202H118ZM151 203H150V204H151ZM169 203H171V202H169ZM9 204H10V206H9ZM12 204H13V205H12ZM26 204H27L28 206L31 205L30 208H29ZM34 204L37 205V207H36L35 209H37L38 213H37L36 210H34V211H35V213H34L35 215H32L33 212L30 211V210H31L32 208L34 209V206H36V205H34ZM48 204H49V206H48ZM51 204H52V207H51ZM55 204H56V203H54V205H55ZM65 204H66V203H65ZM126 204H127V203H126ZM148 204H149V202H148ZM153 204H157V203L154 202ZM153 204H151V207H152ZM167 204H168V203H167ZM195 204H196V203H195ZM250 204H249V206H250ZM7 205H8V206H7ZM17 205H18V204H17ZM57 205H58V204H57ZM57 205H56V206H57ZM59 205H60V204H59ZM68 205H69V204H68ZM72 205L75 206V203H73ZM72 205H71V207H72ZM98 205H99V204H98ZM115 205H116V206H115ZM124 205H125V203H124ZM136 205H137V204H136ZM145 205H146V204H145ZM157 205H158V204H157ZM160 205H162V204H160ZM171 205H172V204H171ZM171 205H169V206H171ZM193 205H194V204H193ZM197 205H198V204H197ZM3 206H4V207H6V206L9 207V209L7 208L8 210H6V208H4ZM141 206H142V204H141ZM195 206H196V205H195ZM227 206H228V205H227ZM227 206H226V209L229 207V206H228V207H227ZM255 206H256V207H255ZM44 207H45V205H44ZM44 207H43V208H44ZM60 207H62V206L60 205ZM60 207H59V208H60ZM71 207H70V205H69V210H71V209H70ZM78 207H79V206H78ZM95 207H96V206H95ZM113 207H114V208H117V210L120 209V211H117L118 214L121 213L122 210H125V211H122V213L124 214L125 217L123 216V218H122V213H121L120 215H117V213H116V209L114 210ZM125 207H126V206H125ZM128 207H129V208H128ZM130 207H131V208H130ZM138 207H139V206H138ZM207 207H208V208H207ZM3 208H4V209H3ZM13 208H14V207H13ZM28 208H29L30 210H29ZM45 208H46V207H45ZM55 208H56V207H55ZM59 208H58V209H59ZM67 208H68V207H67ZM67 208H66V210H68ZM80 208H81V207H80ZM83 208L86 210L85 207H83ZM97 208H98V206H97ZM99 208H100V207H99ZM145 208H146V207H145ZM145 208H144V209H145ZM149 208H150V206H149ZM153 208H154V207H152V209H153ZM168 208H170V207H168ZM168 208H167V209H168ZM173 208H175V207H173ZM195 208H196V207H195ZM198 208H199V207H198ZM198 208H197V210L199 211L200 209H198ZM33 209H32V210H33ZM56 209H57V208H56ZM64 209H65V208H64ZM74 209H75V208H73V210H74ZM102 209H101V210H102ZM111 209H112V210H111ZM128 209H130V211H131V210H133V211H134V210H136V211L138 210V211H137L138 213L135 212V211H134V213H133V212L131 213V215H130V217H132V218H131V221H129V220H130L129 213L126 212V211H128ZM147 209H148V208H147ZM251 209H250V210H251ZM11 210L13 211V213H12ZM28 210H29V211H28ZM44 210H45V209H44ZM46 210H45V211H46ZM69 210H68L67 213H69ZM82 210H83V209H82ZM82 210H81V211H82ZM145 210H146V209H145ZM149 210H150V209H149ZM149 210H148V211H149ZM155 210H156V211H151V210H150V212H151L150 215H151V214H154V213L157 212V210H159V209H157L156 206H155ZM163 210H164V208H163ZM163 210H162V212H163ZM202 210H205V209L202 208L201 211H202ZM2 211H4V212H2ZM7 211H8V212H7ZM20 211L17 212V213H21V212H22V211H21V212H20ZM54 211H55V209H54ZM59 211H60V210H59ZM87 211H89V210H87ZM102 211H103V210H102ZM130 211H128V212H130ZM146 211H147V210H146ZM166 211H169V210H166ZM198 211H197V213H198ZM251 211H253V210H251ZM254 211H253V212H254ZM30 212H32V213H30ZM55 212H56V211H55ZM64 212H65V211H64ZM83 212H84V211H83ZM114 212H115V213H114ZM124 212H126L127 215H126ZM162 212H161V213H162ZM170 212H171V211H170ZM170 212H169L168 214H170ZM202 212H203V211H202ZM202 212L199 211V213H202ZM1 213H0V214H1ZM3 213H5V214H3ZM17 213H16V214H17ZM39 213H41V214H39ZM58 213H59V212H58ZM62 213H63V212H62ZM73 213H74V212H73ZM81 213H82V212H81ZM86 213H87V212H86ZM101 213H102V212H101ZM110 213H111V214H110ZM136 213H137V214H136ZM142 213H143V212H142ZM158 213H159V212H158ZM164 213H166V212H164ZM13 214H14V215H13ZM21 214H22V213H21ZM21 214H20V215H21ZM29 214H28V215H29ZM37 214H38V215H37ZM60 214H61V212H60ZM76 214H77V216H78V215L80 214V212H77ZM89 214H88V215H89ZM107 214H108V217H106ZM132 214H133V215H132ZM171 214H172V212H171ZM205 214H210V213L204 211V212L202 213V215H205ZM6 215H7V216H6ZM18 215H19V214H18ZM58 215H59V214H58ZM58 215H57V216H58ZM64 215L66 216V214H64ZM64 215H63V216H64ZM69 215H70V214H69ZM73 215H74V214H73ZM82 215L85 217L84 213H82ZM88 215H87L86 217H88ZM145 215H146V214H145ZM155 215H156V213H155ZM155 215H154V217L157 218V216H155ZM198 215H200V214H198ZM2 216H5V217L2 218ZM13 216H14V217H13ZM30 216H29V217H30ZM42 216H43V215H42ZM44 216H45V215H44ZM61 216H62V215H61ZM94 216H96V217H94ZM110 216H111V218H110ZM117 216H118V217H117ZM127 216H128V217H127ZM133 216H135V217H133ZM143 216H144V215H143ZM162 216H164V215L159 216L157 219L160 220ZM208 216H209V215H208ZM29 217H28V219H29ZM53 217H54V215L51 216L52 219L55 218V217H54V218H53ZM70 217H71L72 219L74 218V220H71V219H70L71 221H76V219H75L76 215H74V216H70ZM70 217H69V218H70ZM78 217H79V216H78ZM78 217H77V218H78ZM126 217H127V219H126L127 221H125V219H124V218H126ZM146 217H148V215H147ZM152 217H153V216H152ZM198 217H200V216H198ZM205 217H206V216H205ZM38 218H39V217H38ZM38 218H34V219H36V220H33V222H35V221L38 220V223H39V219H38ZM51 218L49 217L48 220H49L50 222H48L47 224H48V226H52V225H53V226H52L53 230L50 229V227L47 229L46 227H48V226H46V227H45L46 229H44V226H43V228H42V226H41V225L38 226L37 223L35 224V227H33L34 225H30L31 227H29V228H30V229H29V228L27 227V226L30 224V223H29L28 225H26V226L23 227L24 229H23L22 227H20V228L18 229V231L16 230L17 232H19L17 237H16V234H17V233H15L16 231H15L14 228L11 229L10 231H8L7 228H6V227H7V226H6L7 224L5 225V227H4V225H3L4 228L0 230V234H2V236L0 235V236H1V238H0V245H1V246H0V247H1V248H0V264H21V263H22V264H70L69 261H73V262H71V264H78L79 262H80V263H81V262H84V263L87 262V263H88L89 259L92 258L91 256H93L92 254H95V257L98 258V257H97V256H98V254H97L98 249L101 250L100 253H102V254H103V253L105 252V250H106L105 254H104V255L101 254L102 257H99V258L97 259L98 262H99V260H101L99 264H101L102 260H103V262H105V263L102 262L103 264H119V263L123 264L122 261H121L123 258L125 259V261L129 260L128 262H131V263H133V264H138V263H139V264H140V263H141V264H144V263L147 264L145 258L148 259V258H147L148 256L144 257V256H145L144 254L147 255V253H144V252H142V251H143V250H144L145 252H150V251H147L149 248H147L146 250L144 249V248L146 247V244H145V242H144L145 240L142 241V242H144V243H142V244H143V247L145 246L144 248H141V247H142V244L140 245V248H139V246H137L136 243H135V245H132L133 249H131V250L129 249L130 251L133 250V252H135V251L138 252V254H140V255L142 256V258L144 257V258H143L144 263H142L143 261H139V262H138V259H139V258L141 259V257H138L136 254H135V255H136V256H135L133 253H132V254L130 253V254H131V255L129 254V255L131 256V257H130L129 255L127 256L126 254H124V252H122V251H121L122 253L120 252V249H121V247H122L123 245H124L125 248H126L127 245L130 247V244H127V242H128L129 240L127 241L126 238H125L126 240H125L124 242H126L127 245H126V244H123L124 242H123V243L120 242L121 240L118 238V236H117V238H116V237L111 238L112 236L115 235V233H112V235L109 236V239H108V240L103 239V238H104L103 236L105 235L104 233H106V231H107V230H106L107 227H106V229H104V227H103L102 225H101V226H100V224L97 225V224L99 223V222H98V223H95L96 225L94 224V227H95V226H100V227L102 228V233H103L104 235L100 234V236L103 237L102 239H103L104 245L106 244V246L108 247V249H107V247H104V245H103V246H100V245H99V244L101 243V241H102L101 238H100V236H98L97 234H95L97 237L94 236L95 238H93V237L91 236V235H92L91 233H90L91 235L88 236V237L82 235V236L84 237L83 239H79V238L77 239V237H76L77 241L79 240V244L81 243L80 245H82V246H80L79 248H78V247L76 248L77 245H76L75 242H77V241H75V242L72 241V240L75 239V237H73L74 235L72 234V232H75V231H76L75 234H77V233L79 232V230H78V228H76V226H78V227H79V225L81 226V223H82V226H84V225H85V226H91L92 224L90 225V223H89L90 221H88L89 219H88V218L86 219V220L88 221V223H89V225H88V223H87L86 221H84V220L82 219L83 217L81 216L80 219H79V221H77V222H78V225H76V224H75L76 226H75V225H74V226L72 225L73 227H75V229H73L72 226H71V228L73 229L72 232H71V236L73 237V238L71 237V241H72V242H71V241L67 238V236H66V240H69V241H68V242H70L69 244H72V245H69V244H67L68 242H67L66 240L64 241V239H63L64 237H61L63 234L59 235V236H60L59 239H60V241H61L60 243H59V241H57V240H59V239L55 238V237H58V234H57V236H55L54 238H51L52 236H54L53 231H54V232H55V231L57 232V230H58V228H59V224H58V227H57V223H56V225H54L55 222H54ZM66 218H67V219H66ZM69 218H68V215H67V217H65L64 220H68ZM97 218H98V219H97ZM120 218L122 219V221L119 220ZM140 218H142V217H140ZM169 218H170V217H169ZM169 218H168V219H169ZM255 218H257V216H255ZM5 219H6V221H5ZM28 219H27V223H28V221H29ZM31 219H32V218H31ZM31 219H30V220H31ZM62 219H63V218H62ZM84 219H85V218H84ZM90 219H91V218H90ZM142 219H144V217H143ZM142 219H141V220H142ZM147 219H149V221H148L149 223H150V221H152V220H153L152 222H154V218H151V217H150V218H147ZM162 219H164V217H162ZM168 219L166 218V220H168ZM17 220H18V219H17ZM17 220H16V222H17ZM46 220H47V219H46ZM60 220H61V219H60ZM60 220H59V222H60ZM70 220H69V221H64L63 224H65L66 226L69 225L70 223L72 224V222H71ZM92 220H91V222H92ZM109 220H110V221H109ZM112 220H113V221H112ZM115 220H116V222H115ZM123 220H124V222H123ZM155 220H156V219H155ZM159 220H157L156 223L159 222ZM166 220H162V222H163V223H166ZM170 220H173V219H170ZM203 220H205V219L203 218ZM2 221H3V222H2ZM51 221H52L53 223H51ZM57 221H58V220H57ZM117 221H119V222H117ZM7 222H6V223H7ZM10 222H8V223H10ZM16 222H15V220H14V222H13V226H14V227L17 226V223H16ZM25 222H26V220H25ZM25 222H24L23 225H25ZM40 222L43 224V221H42V220H40ZM59 222H58V223H59ZM104 222H103V223H104ZM112 222H114L113 224H114L115 226H112V225H113ZM122 222H123V223H122ZM135 222H136V221H135ZM135 222H134V223H135ZM138 222H139V221H138ZM143 222H144V221H143ZM172 222H173V221H172ZM172 222H171V223H172ZM176 222H179V221H176ZM201 222H202V221H201ZM204 222H205V221H204ZM4 223H3V224H4ZM15 223H16V225H15ZM27 223H26V224H27ZM41 223H40V224H41ZM75 223H76V222H75ZM92 223H93V222H92ZM103 223H102V224H103ZM126 223H127V226L125 225ZM188 223H189V222H188ZM190 223H191V222H190ZM198 223H200V222H198ZM45 224H46V223H45ZM71 224H70V225H71ZM146 224H148V223H146ZM150 224H151V223H150ZM153 224L155 225V223H153ZM158 224H159V226H158L159 229H158V230H161V231H159L160 234H156V235H160V236H157V237H159V238L161 237V238H162L161 235H162V234H165V236H166V233H167L168 231H166V228H164L165 225H164V226H162L163 224L160 225V224H161L160 222H159ZM168 224H170V223L168 222ZM176 224H177V223H176ZM183 224H184V223H183ZM8 225H9V227H10V225H12V224L10 223V224H8ZM21 225H22V224H20V226H21ZM23 225H22V226H23ZM104 225H105V224H104ZM108 225H107V226H108ZM120 225H121V226H120ZM124 225H125V226H124ZM130 225H131V226H130ZM135 225L139 226V224H135ZM140 225H141V223H140ZM151 225H152V224H151ZM154 225L151 226L152 228L149 226V227L151 228V232L153 231V227L156 228ZM177 225H178V224H177ZM179 225H180V223H179ZM190 225H191V224H190ZM200 225L203 226V224H201V223H200ZM18 226H19V225H18ZM36 226H37L38 228H37ZM85 226H84V229H85ZM92 226H93V225H92ZM92 226H91V227H92ZM171 226H172V224H170V228H169V229L172 230ZM193 226H195V225H193ZM261 226L264 227V225H262V224H261ZM0 227H1V226H0ZM56 227H57V229H56ZM166 227H167V226H166ZM173 227H174V224H173ZM177 227H178V226H177ZM180 227H181V226H180ZM182 227H183V226H182ZM200 227H201V226H200ZM1 228H2V227H1ZM62 228H64V227L62 226ZM67 228H68V226H67ZM71 228H70V230H71ZM117 228H119L120 230L118 229V231H117ZM136 228H138V227H134V226H133V229H132V230H134V229L137 230ZM140 228H141V227H140ZM175 228H176V227H175ZM175 228H174V229H175ZM184 228H185V229H183V230H186V227H184ZM189 228H191V227H189ZM201 228L203 229L204 227H201ZM20 229H21V230H20ZM82 229H83V228H82ZM82 229H81V230H82ZM97 229H98V227H97L95 230H97ZM122 229H124V230H122ZM145 229H146V228H145ZM192 229H194V228H192ZM263 229H264V228H263ZM13 230H14V232H12ZM25 230H26V231H25ZM66 230H67V229H66ZM87 230H89V227L87 228ZM87 230H86L85 233H84V234H86V235L88 234V233H87ZM90 230H91V229H90ZM140 230L143 231V229H140ZM140 230H139V231H140ZM175 230H176L175 232L177 233L178 229H175ZM183 230H181V233H183V232L186 233V231H183ZM189 230H190V229H189ZM194 230H195V229H194ZM5 231L10 232V233H12V234H15V236H13L12 234L7 233V232H5ZM22 231H23V232H22ZM24 231H25V233H24ZM44 231H47L48 234H49V237H50V236H51V237L49 238L48 236H46L47 233L44 232ZM92 231H93V230H92ZM98 231H101V229L99 228ZM110 231H112V230H110ZM110 231H109V232H110ZM113 231H114V230H113ZM156 231H157V228H156ZM3 232L6 233V234H4ZM30 232H32V233L34 232L33 234L36 235V236H35V237H32V236H31L32 239H33V238H34V239L32 240V239L30 238L31 241H30V239H27V240H28V241H27L26 238H27L29 235H33V234L30 233ZM39 232H40V233H39ZM41 232H42V233H41ZM95 232H97V231H95ZM114 232H115V231H114ZM129 232H131V231H129ZM136 232H137V231H136ZM175 232H174V233H175ZM178 232L180 233V230H179ZM191 232H192V231H191ZM208 232H209V231H208ZM210 232H211V231H210ZM210 232H209V233H210ZM23 233L25 234V236H26V234H28V236H27V237H24V236H23ZM38 233H39V235H38ZM57 233H58V232H57ZM60 233H61V232H60ZM80 233H82V232H80ZM80 233L78 234V236L81 235ZM97 233H99V232H97ZM153 233H154V232H153ZM157 233H158V232H157ZM168 233H169V232H168ZM189 233H190V232H189ZM211 233H212V232H211ZM7 234L12 235V237H10L9 241L7 240V238H8L10 235H7ZM44 234H46V235H44ZM55 234H56V233H55ZM67 234H68V233H67ZM108 234H110V233H108ZM113 234H114V235H113ZM138 234H139V233H138ZM150 234H151V233H150ZM170 234H171V233H170ZM170 234H167V235H169L170 237H172ZM177 234H178V233H177ZM192 234H194V233H192ZM213 234H214V231H213ZM19 235L22 236V237H21L22 240H20L21 238H20ZM34 235H33V236H34ZM69 235H70V234H69ZM116 235H118V234H116ZM136 235H137V234H134L135 237L133 236L132 238H133V239H136V241H137V240L140 241L139 238H140L142 235L140 234L141 236H138L139 238H137ZM146 235H147V234H146ZM174 235H175V234H174ZM174 235H173V236H174ZM182 235H184V234H182ZM5 236H6V237H5ZM45 236L48 237V238H45ZM64 236H65V235H64ZM75 236H77V235H75ZM82 236H81V237H82ZM151 236H153V234H151ZM169 236H168V238H170ZM176 236H177V235H176ZM180 236H181V235H180ZM192 236H193V235H192ZM194 236H195V234H194ZM215 236H216V235H214V238H218L217 236H216V237H215ZM2 237H3V238H2ZM23 237H24L25 240H23ZM40 237H41V238H40ZM85 237H86V239L91 238V239H89V241L87 240V241L90 242V243H92L91 241H93L94 239L97 238V240H94L95 243H94V241H93L92 246H94V245H95V246H96V245H99V248H98V247L95 248V246H94V247H92V246L88 247V246L86 245L87 248H91V249L94 248V250H93V249L90 250V252H92L91 254L88 253V252H86V250H84V248L86 247V246H84L85 244L83 245V243L86 242V240H84ZM106 237H107V236H106ZM177 237H178V236H177ZM183 237L185 238V237H187V236H183ZM196 237H197V235H196L194 238H196ZM209 237H210V234H209ZM11 238H12V239H11ZM19 238H20V239H19ZM28 238H29V237H28ZM35 238H37L36 240H38V241H39V239H40V240L43 239L42 241H40L41 246L39 245V242H38V241H37V242L35 241ZM61 238L63 239V241L61 240ZM99 238H100V239H99ZM107 238H108V237H107ZM120 238H122V237H120ZM141 238H142V237H141ZM145 238H146V237H145ZM151 238H152V237H151ZM154 238H156V237H154ZM180 238H181V237H179L178 239H180ZM184 238H182L183 240H181L180 242L184 241ZM187 238H188V237H187ZM187 238H185V240H187ZM3 239H4V240H3ZM14 239H15V240H14ZM44 239H45V240H44ZM49 239H50V240H49ZM56 239H57V240H56ZM111 239H112L113 241H112ZM115 239H118V240H115ZM147 239H148V237H147ZM164 239H165V238H164ZM178 239H177V240H178ZM190 239H191V238H190ZM197 239H198V238H197ZM212 239H213V237L211 238V240H212ZM223 239L226 240V238H223ZM16 240H17L19 243H16V242H17ZM54 240H56V241H54ZM80 240H81V241H80ZM83 240H84V241H83ZM109 240L111 241V243H110ZM123 240H124V239H123ZM123 240H122V241H123ZM141 240H143V239H141ZM156 240H157V239H156ZM159 240H160V239H159ZM167 240H168V239H167ZM169 240H170V239H169ZM194 240H195V239H194ZM194 240H193V243H194V244H193V245L190 244V246H195V244H197V243H196V240H195V242H194ZM208 240H209V239H208ZM211 240H210V242H211ZM22 241H23V242H22ZM53 241H54V242H53ZM134 241H135V240H134ZM148 241H150V239H148ZM154 241H155V240H154ZM154 241H151L150 243L148 242V243H149V246H151V245H152V242H154ZM199 241H201V240L199 239ZM212 241L216 242V240H214V239H213ZM228 241H229V239H228ZM8 242H9V243H8ZM11 242H12V244H13V242L16 243V244H15L16 247H15L14 244H13V246H14L15 248H17V249L22 245V243H23V245L25 246V248H28V246H30V247H29L30 249H29V248H28V249H24V252H23V251H18V252H17V251H15V250H17V249H14V247L10 245ZM20 242H21V243H20ZM26 242H27V244H25ZM30 242H33V243H30ZM66 242H67V243H66ZM107 242H108V243H107ZM156 242H157V241H156ZM173 242H174V241H173ZM173 242H172L171 245L174 244ZM185 242H186V241H185ZM188 242H190V241H188ZM197 242H198V241H197ZM202 242H204V243L206 242V244H208V243H207V240H205V241L203 240ZM210 242H209V243H210ZM221 242H222V240H221ZM224 242H225V241H224ZM224 242H223V243H224ZM226 242H227V240H226ZM230 242H231V240L229 241V243H230ZM28 243H30V245H28ZM42 243H44V244H42ZM53 243H55L56 245L53 244ZM73 243L75 244L74 246H73ZM86 243H87V242H86ZM90 243H89V244H90ZM97 243H98V244H97ZM118 243H119V244H118ZM128 243H132V242H128ZM133 243H134V242H133ZM163 243H164V242H163ZM170 243H171V242H170ZM176 243H177V242H176ZM199 243H200V242H198V244H199ZM227 243H228V242H227ZM7 244H8L9 247L7 246ZM32 244H33V245H32ZM66 244H67V245H66ZM102 244H103V243H102ZM110 244H111V245H110ZM122 244H123V245H122ZM137 244H138V243H137ZM150 244H151V245H150ZM153 244H154V243H153ZM157 244L159 245L160 243H157ZM181 244H183V243H181ZM184 244H185V243H184ZM184 244H183V245H184ZM198 244H197L198 247H196V246H195V247L197 248L198 251H200L201 248L198 249V248L200 247ZM200 244H201V247L203 248V245H204V244H203V245H202V243H200ZM211 244H212V243H210V245H211ZM18 245H20V246H18ZM23 245L21 246V249H19V250H23V248H24ZM27 245H28V246H27ZM60 245H61V246H60ZM118 245H119V248H120V249H119V248L117 249ZM171 245H170V247H171ZM179 245H180V243H179ZM232 245H233V244H232ZM232 245L230 244L231 247L229 246V249H228V248H227V247H228V244H227V247H226V243H225V245L223 244V246H222V243H221V247H223V249H222V248H221V249H222V251L224 250L225 252H223L222 254H219V255H223V254H225V258L228 257L227 259H225V258L222 256V257H223L222 260L225 259V260L221 261L222 264H223V262H224V264H231V261H233V262H237V261H235V260H237V259H238V261H239L238 256L236 257L237 254H236L235 249H234L235 247H233L234 250L231 249V248H232ZM10 246H11L13 249H12ZM26 246H27V247H26ZM39 246H40V247H39ZM53 246H54V247H53ZM65 246L68 248V251H69V248L71 249L70 252L67 251V248L64 249ZM71 246H72V247H71ZM110 246H111V247H110ZM114 246H115V247H114ZM116 246H117V247H116ZM149 246H147V247H149ZM153 246H154V245H153ZM162 246H163V245H160L161 249H162ZM174 246H175V245H174ZM174 246H173V249H175ZM190 246H189V247H190ZM7 247H8L10 250H9V249L6 250L5 248H7ZM22 247H23V248H22ZM82 247H83V251L80 252V251L82 250ZM132 247H131V248H132ZM160 247H158V248H160ZM170 247L168 246L169 249H170ZM177 247H178V245H177ZM177 247H176V248H177ZM180 247H182V246H180ZM184 247H185V246H184ZM184 247H183V250H185ZM97 248H98V249H97ZM102 248H104V249H103L104 252H102V251H103ZM137 248H139L138 251H137ZM153 248H154V247H153ZM155 248H156V247H155ZM163 248H164V247H163ZM165 248H167V247H165ZM186 248H187V246H186ZM214 248H216V247H214ZM11 249H12V250H11ZM74 249H75V250H78V251L74 252V251H75ZM79 249H80V250H79ZM114 249H116L117 251L114 250ZM122 249H124V248L122 247ZM150 249H151V248H150ZM169 249H168V250H169ZM173 249H172L171 251H173ZM187 249H188V248H187ZM226 249L230 250V252H229L228 250H226ZM30 250H31V251H30ZM61 250H62V251H61ZM65 250H66L67 252H66ZM72 250H73V251H72ZM109 250H110V251H109ZM118 250H119V251H118ZM125 250H127V248H126ZM141 250H142V251H141ZM155 250H157V252L159 253L158 249H155ZM155 250H154V251H155ZM181 250H182V249H181ZM189 250H191V248H190ZM7 251H9V252H7ZM13 251H15V252L13 253ZM28 251H29V253H28ZM39 251H42V252H39ZM87 251H89V250H87ZM111 251H116V252L110 253ZM152 251H153V250L151 249V252H152ZM154 251H153V252H154ZM164 251H165V250H164ZM175 251H176V249H175ZM207 251H208V250H207L206 247H205V248H203L200 252H196V253H198V255H199V253H200V255L208 254V255H207L208 257H207L206 255H205V256H202V257L200 258V259H202V260H201L200 262H198V263H199V264H203V263H204V264H207V263L211 260L210 262H213V263L217 264L216 261H214L215 258L211 257V254L209 255V253H208ZM212 251H213V248H212ZM222 251H221V252H222ZM227 251H228V253H226ZM22 252H23V253H22ZM30 252H32V254H33V255L35 254V255L32 256V254H31ZM34 252H36V253H34ZM98 252H99V251H98ZM107 252H108L109 254H108ZM128 252H129V251H128ZM140 252H142V253H140ZM151 252H150V253H151ZM153 252H152L153 255H157V254H158L156 251H155L156 253H155V252L153 253ZM160 252H162V254H160V255H163V254H164L163 251H160ZM169 252H170V251H169ZM189 252H190V251H189ZM203 252H204V253H203ZM209 252H210V250H209ZM218 252H219V251H218ZM231 252L235 255V257H236L237 259H236L235 257H233L232 255H231V257H230ZM17 253H18V254H17ZM27 253H28L29 255H28ZM66 253H67V254H66ZM69 253H71L72 255L69 254ZM118 253H119V255H118ZM120 253H121V254H120ZM126 253H127V252H126ZM143 253H144V254H143ZM176 253H178V252H176ZM182 253H183V252H182ZM196 253H195V255H196ZM201 253H203V254H201ZM213 253H214V252H213ZM229 253H230V254H229ZM65 254H66V255H65ZM74 254H75V255H74ZM165 254H166V253H165ZM170 254H171V253H170ZM192 254H193V253H191V255H192ZM13 255H15V256L13 257ZM25 255H26V256L28 255V257H25ZM38 255H39V257H38ZM76 255H77V256H76ZM78 255H79V256H78ZM80 255H82V256H80ZM84 255H88L90 258L87 257V259L89 258L88 260L82 259V258H86V257H84ZM101 255H100V256H101ZM105 255H107V256H105ZM117 255H118V256H117ZM143 255H144V256H143ZM153 255H152V256H153ZM160 255H158V256H160ZM168 255H169V254H168ZM168 255H167V256H168ZM175 255H176V254H175ZM183 255H187V254H183ZM183 255H181V256H183ZM227 255H228V256H227ZM1 256H2V257H1ZM72 256L74 257V260L70 259V258H73ZM132 256H133V257H138V258L136 259L137 261H136ZM149 256H150V255H149ZM158 256H157V257H158ZM192 256H193V255H192ZM3 257H4V258H3ZM30 257H31V258H30ZM35 257H36L37 259H36ZM68 257H69V258H68ZM78 257H79V258H78ZM109 257H111V259H112V260L114 259V260H113V261H112V260H109ZM114 257H115V258H114ZM120 257H121V258H120ZM154 257H155V256H153V258H154ZM169 257H170V256H169ZM173 257H174V256H173ZM173 257L171 258V260L173 259ZM176 257H178V256H176ZM194 257H195V256H194ZM198 257H199V256H198ZM204 257H205V258H204ZM217 257L219 258V256H217ZM217 257H216V258H217ZM229 257H230V258H229ZM9 258H11V261H10ZM17 258H18V259H17ZM77 258H78V259L81 258L82 260L80 259V261H78V263H77V261H75ZM119 258H120L121 260H120ZM184 258H186V257H184ZM203 258H204V260H203ZM231 258H232V260H231ZM16 259H17V260H16ZM68 259H69V260H68ZM78 259H77V260H78ZM124 259H123V262L125 263ZM131 259H132V260H131ZM140 259H139V260H140ZM156 259H158V258H156ZM174 259H175V257H174ZM174 259H173V260H174ZM200 259H193L191 262H193V263L196 262V263H197V260L199 261ZM219 259H220V258H219ZM228 259H229V260H228ZM5 260H7V261H5ZM90 260H91V259H90ZM95 260H96V259H95ZM115 260H116V261H115ZM117 260H120L119 263H116V262H118ZM141 260H142V259H141ZM159 260H160V259H159ZM165 260H167V257L165 258ZM173 260H172V262H169V259H168V261H165V262H163V263H162V262H160V263L158 262V263H159V264H165V263L167 262L166 264H168V263H171V264H172V263H173ZM182 260H183V259H182ZM186 260H187V259H186ZM9 261H10V262H9ZM92 261H93V260H92ZM97 261H94V262H97ZM149 261H150V260H149ZM151 261L153 262L152 264H157V263H154L155 260L153 261V259H151ZM151 261H150V262H151ZM157 261H158V260H157ZM163 261H164V260H163ZM176 261H177V260H176ZM202 261H203V262H202ZM225 261H226V262L229 261V262L226 263ZM20 262H21V263H20ZM94 262H93V264H94ZM182 262H184V261H182ZM191 262H190V263H191ZM210 262H209V263H210ZM218 262H220V260H218ZM87 263H86V264H87ZM90 263L92 264V262H90ZM131 263H128V264H131ZM184 263H185V262H184ZM193 263H191V264H193ZM209 263H208V264H209ZM88 264H89V263H88ZM126 264H127V263H126ZM173 264H174V263H173ZM175 264H177V262H176ZM194 264H195V263H194ZM218 264H220V263H218Z\"/></svg>",
	"mask_w": 264,
	"mask_h": 264
},
{
	"label": "built area",
	"instance_id": "built-area-1",
	"mask_svg": "<svg viewBox=\"0 0 264 264\" xmlns=\"http://www.w3.org/2000/svg\"><path fill=\"white\" fill-rule=\"evenodd\" d=\"M202 71H199V73H201Z\"/></svg>",
	"mask_w": 264,
	"mask_h": 264
}]
</instances>
